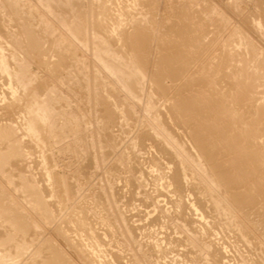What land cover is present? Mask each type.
Masks as SVG:
<instances>
[{
	"label": "rangeland",
	"instance_id": "374dc122",
	"mask_svg": "<svg viewBox=\"0 0 264 264\" xmlns=\"http://www.w3.org/2000/svg\"><path fill=\"white\" fill-rule=\"evenodd\" d=\"M8 2H6V0L4 1H1L0 0V3L2 2L3 4H4V2H6L5 4H4V6L2 5V3L0 4V13L1 14H3V12H4V14H5V16H4V14H3V16L4 17H6L7 19H5L3 16H1V14H0V17L3 19L4 18V20H2L3 21V26L4 27H6V30L7 31H9L10 29H12V30H10V32H9V34L11 33L12 34V32H13V34L12 35H14V36H12L11 34V40H12V42H13V44H11V48H12V53H13V55H14V57H15V59H16V61L15 62H17V60H18V63H19V59H20V61H21V63H19L20 64V66L22 65V67H21V69L23 70V73H24V70H26V72L28 71V70H30L29 72H27V74H25V75H27V76H25V78L27 77L28 78V74H34L33 75V77L32 78H34L35 77V75H37V74H39V75H41L42 76V79L45 81V82H50V83H48L49 84V90H48V92H47V94H48V96H46L45 97V100H46V102H45V112H43L44 111V108H40L41 110H43V111H41V113H47L48 114V116H47V120L48 119H50V120H48L49 122V124H50V122H51V124L53 123V126H52V128H53V130H52V128H51V130H52V132L54 131V130H56V132L54 131V133H53V136H54V140H56L55 141V158H56V164L58 165V167L61 169H63V170H65L70 176H71V178L70 179H72L71 180V182H73L75 185H76V188H77V192L78 193H76V197H77V195H78V197H80V198H78V200L79 199H81L80 201L81 202H85V200L88 198V200L86 201L87 203H89V205L91 204L92 206H94L95 208H93L94 210H92L93 211V213H91L90 212V210H89V212L91 213V214H93V215H91L92 217H91V220H92V223H93V228H94V231L96 232V234H100V236H101V238L105 241V245L104 244H102V246H99L100 248H102L101 250V254H102V257H101V255L96 251V253H95V251L94 250H98L99 251V247H89L88 248V246H87V239H86V241H85V239H84V233H83V237H82V232H79L78 233V235H77V237H81V238H77L76 237V234H77V232L76 231H74V232H70V231H68V233L70 234V236L71 235H75L74 237H76V238H74L73 236H72V238H74V239H76L75 240V242H78V241H81V243L83 244L84 243V249H86L87 251L88 250H90V248H91V250H93L94 251V253H93V251H92V253H91V255H89V256H91V257H89L88 256V260H96V258H104V256L105 257H107V254L109 255L108 256V258H110V252H115V253H118V254H121V255H123L124 257H125V259H124V262H126L129 258H130V255H131V251L129 250L131 247H133V249H135V246H136V244L135 243H131L133 246H129V244H127V242L123 239V237H121V236H118V233L120 232L119 231V225H120V218H126V221L128 222V225H130L131 227H133L134 229H136V231H134L135 233H137L136 234V238H135V240H136V242L137 243H140L141 241L145 244V240H146V238L147 239H149L150 240V242H152V241H154V240H157V239H159L158 237V235H160L159 233H161L162 231H164V227H167V226H169L168 224H170V227L171 226H174L175 224H174V221H173V219H168V222H167V219L165 220L163 217L165 216V215H167V213H160L161 215L163 214V216H162V219H160L161 221H163L162 223H161V221H159V223H158V225H157V223L156 224H150V226H149V223L147 224V217H145L146 215L148 216V217H150V215L152 216H154L155 215V213L157 214V211H158V206H159V204H160V206L159 207H164V208H166V206H169L168 204H166V202H167V200L172 196L171 194H169V193H167L166 192V189L161 185L162 184V182L163 181H153L154 179H153V175L156 173H154L153 172V169H150V168H148V166H150L148 163H145V165L144 164H142L143 162V160L146 158V157H148V156H146V154L147 155H150V151H153V149L150 147V148H147L146 150H145V153H143L144 152V150H143V152H142V150L141 151H139L140 152V154H138L139 152L137 151L136 152V154H137V156H138V158H139V160H141V161H139V162H141V164L144 166V168H142L141 166H139V164L138 163H133V160H132V166H133V164L135 165V166H137V168L138 169H140L139 170V172H129V169H127V168H129L128 166H130L128 163H127V161H126V158H127V154L129 153L128 151H129V149L130 150H132V151H136L134 148H132L133 146L131 145V139H132V136H133V131H134V127L135 128H137L140 124H142L143 123V121L145 122V119H143V118H145V115H148L149 116V114H147V111L149 110V108L148 107H150L151 109H154L155 111L156 110H159V106H160V110L159 111H163L164 113H167L168 112V110H169V113H168V117H169V115H170V113H172V112H170L171 111V109L172 108H176L177 110H178V114L180 113V112H183V110H182V108H183V106H180V105H178L179 107H177L176 106V104L178 103V102H176V101H179V104L180 103H182V102H185L186 100V103H191L190 101H194L195 99H202V100H200V101H202V102H200L201 104H200V108H201V112H202V109H207V108H210L209 106L213 103V105H211V107L212 108H210L209 110H208V112L206 113L207 115H206V119H208V121L209 122H212L213 121V119H215L216 121H214V123L216 122V124L217 125H220V126H222L223 125V122L224 121H226V122H224V125L226 126V125H228V134L229 135H231V136H233V134L232 133H234L235 132V130H236V132L239 134L240 132H238L239 131V128H240V131H241V135H244L245 134V132H247L246 130V126H248L246 123H244V122H246L245 121V117H246V115H247V112L249 111L250 112V110H252L251 112H254L255 110H257V111H259V112H254V113H251L250 112V114H249V112H248V114H249V116L251 115V114H253L254 116H252V117H250V118H255V115H256V117L258 118H260L261 119V117H262V119H261V121L260 122H256V127L258 128L259 126V128L258 129H260V130H262V133H261V131H260V133H259V135H260V137L262 136V139L261 138H257V139H255V140H257V141H255L254 139L252 140L253 141V143H254V145L252 146V142H251V140L248 138V141H247V137H246V140L245 139H242V140H244V141H241L243 144H249L250 145V148H253L252 149V151L255 149L256 151H258L259 150V152H260V150L261 151H263L264 150V143H262V142H264V137H263V135H264V123L263 124H260L261 122H264V118H263V114L262 113H264V112H262L261 113V111L260 110H262V111H264V106H262V104L264 105V36H263V33H264V30H260L259 28H257L256 26H255V24L256 23H258V22H263V24L262 25H264V0H152V3L154 2V5L153 4H151L150 6L152 7V8H150V6H138V9H137V12L135 11V12H132V14L130 15V16H126V17H120V15H121V13L123 14L125 11H123V9L125 8L124 6H126V5H130V3L132 4V0H61L62 2V4H66L65 6H63V5H61V3L59 2L60 0H49V2H48V0H41V1H39L38 3H39V5H38V3H36L35 2V4H34V1L33 0H12V2H11V0H7ZM17 1V2H16ZM25 1H26V3H25ZM42 1H46V3H44L43 2V4L41 3ZM100 1H101V5H100ZM15 2V3H14ZM24 2V4H22ZM30 2V3H29ZM48 2V3H47ZM8 3H10V4H8ZM16 3H18L17 5H16ZM41 3V4H40ZM50 3V4H49ZM60 4V5H58V4ZM68 3V4H67ZM56 4V5H55ZM78 4V5H77ZM3 7H2V6ZM6 5H7V7H8V9H7V7H6ZM68 5V6H67ZM97 5H98V7H97ZM9 6H10V8H9ZM14 8H13V7ZM35 6H37V8L35 7ZM50 6V7H49ZM58 6V7H57ZM78 6V7H77ZM103 6V7H102ZM104 6H105V9L107 10V11H104L103 12V10H104ZM107 6V7H106ZM2 7V8H1ZM11 7L13 8V9H11ZM21 7V8H20ZM47 7V8H46ZM56 7V8H55ZM146 7V8H145ZM30 8V9H29ZM50 8V9H49ZM73 8V10H74V12L75 13H73V10H71ZM74 8H76V9H74ZM79 8V9H78ZM137 8V7H136ZM149 8V9H148ZM2 9V10H1ZM5 9V10H4ZM18 9V10H17ZM27 9V10H26ZM34 9V10H33ZM48 9H49V12H48ZM59 9H60V12H59ZM68 9H70V11L68 10ZM100 9V10H99ZM112 11H111V10ZM152 9V10H151ZM9 12H8V11ZM23 10H24V13H23ZM29 10V11H28ZM41 12H40V11ZM43 10H45V11H43ZM47 10V11H46ZM62 10V11H61ZM92 10V11H91ZM117 10H119V11H117ZM134 10H136L135 8L133 9V10H131V11H134ZM139 10V11H138ZM20 11V12H19ZM63 11H64V14H63ZM67 11V13H65ZM82 11H83V13H82ZM96 12V13H94V16H92V18H90L91 17V12ZM103 12V13H107V12H109V14L106 16L107 18H105L104 16H101V15H97V13L98 12ZM154 11V12H153ZM48 12V13H47ZM52 12V13H51ZM78 12V13H77ZM88 12V13H87ZM90 12V13H89ZM114 12V13H113ZM16 13H18V14H16ZM21 13H23L22 15H21ZM27 13V14H26ZM29 13V14H28ZM81 13V14H80ZM182 13H184L183 15H182ZM46 14H48V15H46ZM69 14V15H68ZM77 14V15H76ZM79 14H80V16H79ZM111 14H112V16H113V14L115 15L114 16V19H116L117 18V16L120 18V19H122V18H124L125 20H122L123 22H122V24H124L125 25V27H124V25L122 26V25H120V27H119V29H117L116 31H112L111 29L115 26L114 25V20H112V19H109V18H111L110 16H111ZM118 14V15H117ZM120 14V15H119ZM21 15V17L23 16H25L24 18L25 19H23V17L21 18H19L18 20H17V18L19 17ZM38 15V16H37ZM50 15H53V16H50ZM66 16L65 18L63 17V16ZM73 15V16H72ZM74 15H76L77 16V19L75 18L76 16H74ZM82 15H83V18H84V16H85V18L82 20ZM88 15V16H87ZM89 15H90V17H89ZM188 17V18H185L186 16ZM9 16H11V17H9ZM34 16V17H33ZM41 16H42V18H41ZM46 16V17H45ZM60 16V17H59ZM69 16H71L70 17V20H69ZM176 16V17H175ZM183 16V17H182ZM39 17V18H38ZM89 17V18H88ZM94 17V18H93ZM96 17V18H95ZM142 17V18H141ZM13 18V19H12ZM27 18H28V21H29V19H30V21L28 22L27 21ZM34 18H36V19H34ZM72 18V19H71ZM101 18V19H100ZM185 18V19H184ZM33 19V20H32ZM40 19H41V22H40ZM60 19V20H59ZM63 19V20H62ZM66 19V20H65ZM90 19H91V22H90V24H89V21H90ZM118 19V18H117ZM131 19V20H130ZM7 20H8V24H10L8 27H7V25L8 24H6L5 25V23H7ZM14 20V21H13ZM25 22H24V21ZM56 20V21H55ZM93 20V21H92ZM97 22H96V21ZM110 20V21H109ZM181 20V21H180ZM184 20V21H183ZM33 21L35 22L34 24H32L33 23ZM86 21V22H85ZM111 21H113V22H111ZM116 21V20H115ZM127 21V22H126ZM183 21V22H182ZM21 24H20V23ZM78 22V23H77ZM79 22H80V27L79 26H76L77 24H79ZM192 22V23H191ZM12 23H14L13 25H12ZM17 23H18V26H19V28H18V26H16L17 25ZM24 25H23V24ZM28 23H29V25H28ZM31 23V24H30ZM39 23V24H38ZM54 23V24H53ZM75 23H77V24H75ZM81 23H82V25H81ZM92 23H94V24H92ZM101 23V24H100ZM126 23V24H125ZM130 23V24H129ZM199 23V24H198ZM26 24V25H25ZM38 24V25H37ZM86 24V25H85ZM129 24V25H128ZM141 24V25H140ZM21 25V26H20ZM23 25V26H22ZM97 25V26H96ZM102 25V26H101ZM104 25H106V26H104ZM142 25H143V27H142ZM169 25V26H168ZM181 25V26H180ZM26 26H28V27H26ZM29 26H32L31 28L33 29H31V28H29ZM63 26V27H62ZM67 26V27H66ZM81 26H83V28L81 27ZM90 26V27H89ZM128 28H127V27ZM166 26V27H165ZM180 26V27H179ZM75 27V28H74ZM76 27H79V29H77ZM92 27V28H91ZM95 29H94V28ZM96 27H98V28H96ZM134 27H135V29H134ZM140 27V28H139ZM161 27V28H160ZM171 27H173V29H170V30H172L173 31V33L171 32H169L170 34H168L167 35V33L165 32V31H167L169 28H171ZM187 27V28H186ZM264 27V26H263ZM7 28H9V29H7ZM25 28H26V34H25ZM27 28L29 29V30H31V32L29 31V30H27ZM37 28V29H36ZM65 28V29H64ZM68 28V29H67ZM71 28V29H70ZM82 28V29H81ZM18 29V30H17ZM40 29V30H39ZM52 29V30H51ZM86 29H87V31H86ZM92 29V30H91ZM94 29V30H93ZM97 29V30H96ZM100 29V30H99ZM105 31H104V30ZM124 29V30H123ZM136 30V32H138V31H140L141 33H137V35H136V32L134 31V30ZM137 29H138V31H137ZM180 29V30H179ZM201 31H200V30ZM264 29V28H263ZM17 30V31H16ZM23 31V32H21V31ZM45 30V31H44ZM62 30V31H61ZM81 32V34H80V32ZM127 30V31H126ZM135 32V35H134V32ZM27 31H29V32H27ZM36 32L34 35H33V37H34V39H35V42H33L32 43V41L31 40H33L34 41V39H32L33 37H32V33L33 32ZM39 31H40V34H39ZM102 31V32H101ZM104 31V32H103ZM121 31V32H120ZM129 31H130V33H129ZM43 32V33H42ZM75 32H78L79 34H77L76 35V33ZM98 32V33H97ZM109 34H108V33ZM124 32V33H123ZM142 32H144V33H142ZM183 32H185V33H183ZM197 32V33H196ZM29 33V34H28ZM47 33H49V34H47ZM51 33H52V35H51ZM67 33H69V34H67ZM89 33V34H88ZM150 33V34H149ZM163 33H165V34H163ZM200 33V34H199ZM261 33V34H260ZM19 34V35H18ZM28 34V35H27ZM36 34L38 35V38H39V40H37L38 38H37V36H36ZM65 34V35H64ZM75 36H74V35ZM87 34V35H86ZM101 34V35H100ZM106 34V35H105ZM119 34V35H118ZM127 34H128V36H127ZM132 34V35H131ZM183 34V35H182ZM195 34H197V35H195ZM40 35V36H39ZM51 35V36H50ZM69 35V36H68ZM98 35V36H97ZM121 35V36H120ZM129 35H131V36H129ZM140 35V36H139ZM179 35H180V37H179ZM192 35H193V37H192ZM195 35V36H194ZM201 35V36H200ZM44 36V37H43ZM91 38H90V37ZM107 36V37H106ZM110 36V38H108ZM132 36H134V37H132ZM135 36H139L140 37V41H138L139 40V37L137 38V41H136V38H135ZM144 36H146V37H143ZM177 36V37H176ZM184 36V37H183ZM200 36V37H199ZM32 37V38H31ZM70 37V38H69ZM94 37V38H93ZM103 37V38H102ZM142 37V38H141ZM148 37V38H147ZM172 37V38H171ZM176 37V38H175ZM37 38V39H36ZM74 38V39H73ZM76 38V39H75ZM98 38H99V40H98ZM118 39V41H116V39ZM121 38V39H120ZM148 40H147V39ZM181 38H182V40H181ZM19 39V40H18ZM31 39V40H30ZM40 39L42 40V41H40ZM47 39V40H46ZM90 39V40H89ZM97 39V40H96ZM123 39V40H122ZM135 39V44H134V47L132 46V44L131 43H133V40ZM143 39V40H142ZM161 39V41H159ZM171 39V40H170ZM200 39V40H199ZM25 40V41H24ZM43 40H45V41H43ZM94 40V41H93ZM124 41V43L122 42V41ZM147 40V41H146ZM167 40V41H166ZM186 40V41H185ZM23 41H24V43H23ZM47 41V42H46ZM90 41V42H89ZM144 41V42H143ZM163 41V42H162ZM14 42H16V43H14ZM29 43V44H27V43ZM39 42V43H38ZM42 42V43H41ZM45 42V43H44ZM56 42H57V45H58V42H59V44H60V46H63V49H66V50H68V48H69V50H78L76 53H74L75 55H76V57H75V59L73 58V60H74V62H72V64L74 63V67L71 65L69 68V71L67 72V73H64L63 74V77L60 79V78H56L53 74H51L50 72H48L47 70V68H43V67H41V61H44V60H47V59H49V61H53L54 59H56V56L54 55V53H56V52H54V51H56V47H58L57 45H56ZM88 42V43H87ZM127 42V43H126ZM136 42H139L138 44L136 43ZM193 42V43H192ZM35 43V44H34ZM49 45H48V44ZM53 43H54V45H53ZM87 43V44H86ZM127 45H126V44ZM142 43V44H141ZM165 43V44H164ZM167 43L169 44V43H171V44H169L168 46H167ZM173 43V44H172ZM32 44H34V47L32 46ZM36 44L39 46H37V47H35L36 46ZM51 44V45H50ZM64 44V45H63ZM123 44H125V45H123ZM128 44H130V45H128ZM141 44V45H140ZM24 45H25V47H24ZM27 45H29V46H32L31 47V49H30V47H27ZM45 45H46V47H47V49H46V52H45ZM56 45V46H55ZM117 45V46H116ZM143 45V46H142ZM163 45H166V46H163ZM175 45V46H174ZM182 45H184V46H182ZM187 45V46H186ZM189 45V46H188ZM202 45V46H201ZM41 46V47H40ZM128 46H130V47H128ZM162 46V47H161ZM192 46V47H191ZM43 47V48H42ZM76 47V48H75ZM174 47V48H173ZM189 47V48H188ZM205 47V48H204ZM50 48V49H49ZM53 48H55V50L53 49ZM71 48V49H70ZM118 48H119V50H118ZM127 48H128V50H127ZM185 48H187V49H185ZM167 51H166V50ZM196 49H197V51H196ZM199 49V50H198ZM17 50V51H16ZM41 50V51H40ZM51 50V51H50ZM54 50V51H53ZM69 50H68V52H69ZM141 50V51H140ZM169 50H171V51H169ZM174 50V51H173ZM185 50V51H184ZM26 51H29V52H26ZM131 52V53H130ZM135 52V53H134ZM172 54H174L173 56L171 55V53ZM192 52V53H191ZM195 52V53H194ZM197 52V53H196ZM32 53V54H31ZM39 55H38V54ZM42 53H45V56H44V54L42 55ZM49 53V54H48ZM129 55V57H127L128 55ZM164 54V55H163ZM169 54V55H168ZM183 54V55H182ZM189 54V55H188ZM43 56V58H41L42 56ZM138 55H140V56H138ZM33 56V57H32ZM35 56V57H34ZM120 56V57H119ZM171 56V57H170ZM175 56V57H174ZM177 56V57H176ZM181 56V57H180ZM141 57V58H140ZM188 57V58H187ZM199 57V58H198ZM230 57V58H229ZM40 58L42 59L41 61H40ZM47 58V59H46ZM128 58V59H127ZM145 58V59H144ZM176 58V59H175ZM37 59H39V60H37ZM132 59V60H131ZM140 59V60H139ZM173 61H172V60ZM190 59V60H189ZM197 59H198V62H196L197 61ZM102 60V61H101ZM128 60H131L132 61V64L130 63V61H128ZM24 61V62H23ZM40 61V62H39ZM135 61V62H134ZM138 61H140V63L138 62ZM177 61V62H176ZM189 61V62H188ZM191 61V62H190ZM125 62V63H124ZM135 63V65H133L134 63ZM142 62V63H141ZM187 62V63H186ZM195 62V63H194ZM38 63V64H37ZM39 63H40V67L38 66L39 65ZM103 63H105V64H107V65H105V64H103ZM168 63H170V64H168ZM197 63V64H196ZM18 64V65H19ZM26 64V65H25ZM127 64V65H126ZM139 64H141V65H139ZM142 64H143V66H142ZM130 65V66H129ZM168 65H169V67H168ZM24 66V67H23ZM129 66V67H128ZM174 66V67H173ZM186 66V67H185ZM188 66V67H187ZM27 67H28V70H27ZM37 67H39V69L37 68ZM71 67H73V68H71ZM113 67V68H112ZM125 67V68H124ZM134 67V68H133ZM136 67H138V68H136ZM139 67H140V69H139ZM178 67V68H177ZM24 68V69H23ZM127 68H128V70H127ZM136 68V69H135ZM109 69H110V72H109ZM112 69V70H111ZM132 71H131V70ZM138 69V70H137ZM158 69H159V71H158ZM174 69V70H173ZM206 69V70H205ZM44 70V71H43ZM114 70V71H113ZM163 70H164V72H163ZM171 70V71H170ZM192 70V71H191ZM203 70V71H202ZM205 70V71H204ZM134 71V72H133ZM139 73V75H138V73ZM140 71V72H139ZM180 71V72H179ZM202 71V72H201ZM25 72V73H26ZM35 72V73H34ZM36 72H37V74H36ZM111 72H112V74H111ZM125 74H124V73ZM132 72V73H131ZM176 72V73H175ZM136 73V75L138 76L137 77V79H138V81H139V84H140V96H139V98H138V101H141V103L139 102V105H138V109L140 110H138L137 111V113L135 114V118H137V119H134V121L133 120H131V122H130V124L131 125H123L122 124V122L123 123H126L125 121H124V119H122V118H120V120H119V124H116V126H119V128H120V130L122 131V133H124L123 134V137H125V138H123L122 137V134L121 135H118V134H120V133H118V132H120V130L119 131H116V130H118V127H116V126H114V127H112L111 125H110V123H108V126L110 125V127H112V128H114V131H112V129L110 128H108V131L112 134V136H115L116 137V139H115V137H113L114 138V141L112 142V141H110V142H108L107 140H105V138H104V128H102L103 126H104V124L106 123V122H104V124H103V122H102V120H106V119H103L104 117H102V114H104L105 112H107L106 110H108V108H109V104H111V98L110 97H106V96H104L103 94V91H104V89L106 88V87H114V88H116L115 89V95H117L118 97L119 96H121V97H119L120 99L119 100H123L122 98H124V97H126L125 95L127 94L128 95V93H127V91L128 90H126V88H124L125 87V84L123 85L122 83L124 82V83H126L127 85H128V83L127 82H129V80L131 79H133V77L135 78L136 77V75L134 76V74ZM142 73V74H141ZM163 73V74H162ZM115 74V75H114ZM127 74H128V76H130V79H129V77L127 76ZM132 74V75H131ZM173 74V75H172ZM184 74V75H183ZM190 74V75H189ZM85 75V76H84ZM141 75H142V77H141ZM146 75V76H145ZM158 75V76H157ZM164 75V76H163ZM175 75V76H174ZM176 75H178V76H176ZM180 75V76H179ZM192 75V76H191ZM50 76V77H49ZM107 76H109V77H107ZM125 76V77H124ZM187 76V77H186ZM80 77V78H79ZM119 77V78H118ZM123 77V78H122ZM154 77V79L156 80H162V86H164L165 87V92L163 91V90H161L159 87H158V85L156 84V83H152L151 82V79ZM162 77V78H161ZM174 77H175V79H174ZM176 77H178V78H176ZM198 77V78H197ZM50 80H49V79ZM52 78H54V79H56V80H54V79H52ZM82 78V79H81ZM110 78V79H109ZM125 78V79H124ZM143 78V79H142ZM167 78V79H166ZM181 78V79H180ZM200 78V79H199ZM46 79H48V80H46ZM64 79V80H63ZM120 79V84L121 85H119L118 83H117V80H119ZM127 79V80H126ZM183 79V80H182ZM186 79V80H185ZM190 79V80H189ZM52 80V81H51ZM54 80V81H53ZM82 80H83V82H82ZM109 80V81H108ZM144 80V81H143ZM56 81V82H55ZM63 81V82H62ZM111 81V82H110ZM142 81V82H141ZM165 81V82H164ZM173 81V82H172ZM185 81V82H184ZM190 81V82H189ZM52 82V83H51ZM58 82V83H57ZM80 82H82V83H80ZM85 82H86V84H85ZM109 82L110 83H112V84H109ZM180 82V83H179ZM197 82V83H196ZM203 82V83H202ZM209 82V83H208ZM211 82V83H210ZM243 82V85L246 83V85L244 86V87H246V86H249V88H252L251 89V91L248 89V87H247V91H248V93L253 97H249V99H250V101L248 100V99H242V101L241 102H243L244 104H245V102L247 101V106H246V104H245V106L243 105V103L241 104L239 101L241 100V99H236L237 97H236V94H234V91H235V89L237 88V87H239L240 85V83H242ZM115 83V84H114ZM217 83V84H216ZM88 84H89V86H88ZM77 85V86H76ZM115 85V86H114ZM117 85V86H116ZM126 85V86H127ZM175 85V86H174ZM194 85V86H193ZM204 85V86H203ZM214 85V86H213ZM236 85H237V87H236ZM84 86V87H83ZM124 86V87H123ZM168 86V88H166ZM173 86V87H172ZM199 86V87H198ZM89 87V88H88ZM203 87V88H202ZM211 87V88H210ZM54 88V89H53ZM80 88V89H79ZM82 88V89H81ZM119 88V89H118ZM201 88V89H200ZM234 88V89H233ZM53 89V90H52ZM85 90V91H82V90ZM89 89V90H88ZM121 89H125V90H121ZM204 89V90H203ZM79 92H78V91ZM150 90V91H149ZM172 90V91H171ZM199 90H202V92H200ZM212 90V91H211ZM245 90H246V88H245ZM88 91V92H87ZM121 91H122V93H121ZM123 91H125V92H123ZM154 91V92H153ZM155 91H159L158 93H162V95L163 96H161V94H160V96H156V94H155ZM170 91V92H169ZM183 91V92H182ZM185 91V92H184ZM199 91V92H198ZM204 91V92H203ZM206 91V92H205ZM214 91H217V92H214ZM250 91V92H249ZM53 92V93H52ZM156 92V93H157ZM164 92V93H163ZM178 92V93H177ZM196 92V93H195ZM199 94H198V93ZM79 93V94H78ZM142 93V94H141ZM157 93V94H158ZM169 93V94H168ZM189 93V94H188ZM203 93V94H202ZM214 93H216V94H214ZM219 93V94H218ZM77 94V95H76ZM84 94V96L82 97V95ZM118 94H120V95H118ZM122 94V95H121ZM154 94V95H153ZM181 94V95H180ZM195 94H196V96H195ZM197 94H198V96H197ZM202 94V95H201ZM55 95V96H54ZM85 95H87V96H85ZM145 95V96H144ZM151 95V96H150ZM159 95V94H158ZM166 95V96H165ZM171 95V96H170ZM178 95V96H177ZM200 95V96H199ZM222 95H224V96H222ZM54 96V97H53ZM155 96H156V98H155ZM172 98L171 100L170 99H167V98H170V97ZM173 96H174V98H173ZM180 96V97H179ZM184 96V97H183ZM194 98H193V97ZM207 96V97H206ZM219 96V97H218ZM226 96V97H225ZM52 97V98H51ZM87 97V98H86ZM104 97H106V98H104ZM159 97H161L160 99H159ZM164 97V99H165V101H163L164 99H162ZM178 97V98H177ZM192 98V100H191V98ZM198 97V98H197ZM200 97V98H199ZM222 97L223 98H225V99H222ZM236 97V98H235ZM81 98H83V99H81ZM89 98V99H88ZM149 98V99H148ZM159 100H158V99ZM204 98V99H203ZM210 98V99H209ZM213 98V99H212ZM219 98V99H218ZM109 99V100H108ZM185 99V100H184ZM207 99V100H206ZM222 99V100H221ZM235 99H236V101H235ZM107 100V101H106ZM124 100H125V98H124ZM156 100V101H155ZM174 100V101H173ZM226 100V101H225ZM239 100V101H238ZM251 100H252V103H251ZM61 101H64V102H67V103H65L66 104V106H65V104H63V102H61ZM82 101V102H81ZM158 101V102H157ZM192 101V102H193ZM206 101V102H205ZM207 101H208V103H209V101H210V105L207 103ZM211 101H212V103H211ZM249 101V102H248ZM60 103V104H58V103ZM79 102V103H78ZM151 102H153L152 104V106H151ZM160 102H163V103H160ZM164 102H166V103H164ZM173 102L175 103V104H173ZM221 102V103H220ZM224 103V105H223V103ZM145 103V104H144ZM149 103H150V105H149ZM157 103V104H156ZM204 103V104H203ZM238 103H240L242 106H243V108H242V106H240V104H238ZM85 104V105H84ZM87 104H88V106H87ZM162 104H164V106L162 105ZM252 104V105H251ZM258 104V106H257V108H255L256 107V105ZM261 104V107L259 106ZM56 105H57V107H56ZM82 105V106H81ZM159 105V106H158ZM170 105H172L170 108H169V106ZM207 105V106H206ZM70 106V107H69ZM113 106V105H112ZM142 106V107H141ZM148 109H146L145 107ZM166 106H168V107H166ZM249 106H250V108H249ZM60 107V108H59ZM64 107V108H63ZM152 107H154V108H152ZM161 107H162V109H161ZM144 108V109H143ZM247 109L246 110V112L244 113L245 114V117H242L244 114H243V111H245L244 109ZM251 108H253V109H251ZM260 108V109H259ZM262 108V109H261ZM143 109V110H142ZM150 109V110H151ZM250 109V110H249ZM81 110V111H80ZM110 111H112L111 109H109ZM218 111V112H216V111ZM243 110V111H242ZM109 111V112H110ZM153 111V110H152ZM220 111V112H219ZM225 111V112H224ZM228 111V112H227ZM213 112V113H212ZM216 112V113H215ZM235 113V115H236V118H235V116H234V114L233 115H231L232 113ZM241 112V113H240ZM220 113V114H219ZM226 113V114H225ZM238 115H237V114ZM257 113V114H256ZM137 114H139V115H137ZM240 114H242V116L240 115ZM258 114H259V116H258ZM172 115H174V114H172ZM217 117H216V116ZM222 115V116H221ZM226 115H227V120L225 119L226 118ZM228 115H229V118H228ZM260 115H261V117H260ZM214 116V117H213ZM219 116V117H218ZM223 116H224V118H223ZM232 116H233V118H232ZM237 116H239L238 118H237ZM241 116V117H240ZM249 116H247V117H249ZM50 117V118H49ZM216 117V118H215ZM246 117V118H247ZM102 118V119H101ZM138 118H139V120H138ZM211 118V119H210ZM218 118V119H217ZM223 118V119H222ZM240 118H241V120H243V122L242 121H239L240 120ZM206 119H203V120H206ZM232 119H234V121L232 120ZM122 120V121H121ZM137 120V121H136ZM211 120V121H210ZM221 120V121H220ZM224 120V121H223ZM232 120V121H231ZM238 120V121H237ZM120 121H121V123H120ZM178 120L176 119V118H174L173 117V119H169V124L171 125V127H172V129L174 130V132L175 133H178L180 136H179V138L181 139V141L182 142H184V145H186V147H188L189 148V150L191 151H193V152H195V149H193V148H197L195 145H196V142H195V145H193V140H194V137L192 136V134H191V136L193 137V139H192V137L190 138L189 137V133L187 132V130L189 129V128H187V127H185V126H183V125H181V126H183L184 127V131H182V129H181V126H180V124H178V122H177ZM191 122L192 121H194V120H190ZM218 121V122H217ZM229 121V122H228ZM237 121V122H236ZM134 122H136V124L134 123ZM140 122V123H139ZM174 123V125H176V127H178V129L173 125V123ZM176 122V123H175ZM194 122H196V121H194ZM198 122V121H197ZM196 122V123H197ZM208 122V123H209ZM227 122H228V124H227ZM233 123L234 124V126H233V124H229V123ZM234 122H236L237 124H238V122H239V124H241L242 123V127H240V125H237V126H235L236 125V123H234ZM138 123H139V125H138ZM193 123V122H192ZM199 123V122H198ZM197 123V124H198ZM222 125H221V124ZM244 123V124H243ZM258 123V124H257ZM51 124H50V126H51ZM101 124H102V126H101ZM120 124H122V125H120ZM137 126H135V125ZM246 124V125H245ZM107 125V124H106ZM133 125V126H132ZM233 126V127H231L230 128V126ZM244 125V126H243ZM262 125V126H261ZM121 126H125V127H121ZM126 127H128V129L126 128ZM234 127H237V128H234ZM244 127H245V129H244ZM117 128V129H116ZM125 130H124V129ZM187 128V130H185ZM229 128L231 129L230 130V132H229ZM232 128H234L235 130H232ZM64 130L63 131V133H62V136L61 135H59V134H61V132H60V130ZM132 129V130H131ZM124 130V131H123ZM129 130V131H128ZM190 130V129H189ZM244 130H245V132H244ZM59 133H58V132ZM129 132V133H125V132ZM231 131H234V132H231ZM102 132V134H100ZM188 134H187V133ZM190 132H191V130H190ZM243 132H244V134H243ZM88 133H90V134H88ZM58 134V135H57ZM178 134H177V136H178ZM57 135V136H56ZM65 135V136H64ZM89 137H88V136ZM126 135V136H125ZM234 135H235V133H234ZM237 135V134H236ZM235 135V136H236ZM64 136V137H63ZM85 136H86V138H85ZM90 136H91V138H90ZM93 136V137H92ZM120 137L121 136V138L123 139H121V138H118V137ZM127 136L129 137V138H127ZM66 137V138H65ZM95 137V138H94ZM58 138V139H57ZM88 138H90V140L88 139ZM99 138V139H98ZM101 138V139H100ZM113 138H112V140H113ZM190 138V140H188ZM63 139H65L64 141H63ZM120 139V140H119ZM125 139V140H124ZM187 139V140H186ZM84 140V141H83ZM91 140H97L96 141V146H95V142H93L92 141V144L90 143V141ZM101 140V141H100ZM116 140V141H115ZM121 141V143L119 142V141ZM131 140V141H130ZM250 140V141H249ZM261 142H260V141ZM263 140V141H262ZM61 141L63 142V143H61ZM87 141V142H86ZM157 141V142H156ZM154 143L155 144H159L158 142V140H156ZM186 141H187V143L189 144H187L186 143ZM195 141V140H194ZM259 141V142H258ZM57 142V143H56ZM61 144H60V143ZM97 142H98V145H97ZM102 142V143H101ZM115 142V143H114ZM123 142V143H122ZM192 142V143H191ZM248 142H251V143H248ZM258 142V143H257ZM83 143V144H82ZM84 143L87 145V143H88V147L90 148V150L87 152V150L89 149L87 146H85L84 145ZM107 143L109 144V143H111V144H109V145H107ZM114 143V144H113ZM190 143H191V145H190ZM242 143H240L239 144V148L240 149H245V151H251V149L249 150V149H247L246 150V148H248V147H246L245 145H242ZM259 143H262V145L261 146H258V144ZM58 144V145H57ZM113 144V145H112ZM116 144V147L114 146ZM121 144V145H120ZM255 144H257V145H255ZM82 145V146H81ZM90 145H91V147H90ZM101 145H102V147H104V148H102L101 149ZM118 145H120L119 147H118ZM188 145V146H187ZM193 145V146H192ZM260 145V144H259ZM1 146H3V144H1L0 143V147ZM82 148H81V147ZM94 146H95V149H93L94 148ZM100 146V147H99ZM111 146H113V149H112V147ZM127 146H129L130 148L128 149V151H127V153H126V147ZM132 146V147H131ZM189 146H192L191 148L189 147ZM245 146V147H244ZM255 146H256V148H258V149H256L255 148ZM111 147V148H110ZM259 147L261 148V149H259ZM57 148V149H56ZM65 148V149H64ZM85 149V150H82V149ZM97 148V149H96ZM109 150H108V149ZM238 148V149H239ZM263 148V149H262ZM62 151H61V150ZM58 150V151H57ZM105 150V151H104ZM113 150V151H112ZM83 151H85V155H84V152ZM111 151V152H110ZM146 151H148L147 153H146ZM82 154H81V153ZM98 152V153H97ZM111 153V154H108V153ZM114 154H113V153ZM192 152V153H193ZM77 153V154H76ZM26 154H27V152H26ZM123 154H126L124 157H123ZM143 154H144V156H145V158H144V156H143ZM194 154V153H193ZM199 154V152H198V150L196 149V154L195 155H197V157L199 156L198 155ZM88 155H94V157H95V155L97 156V158H94L95 160H97L98 161V163L99 164H101V162L103 163L102 164V166L100 165L98 168H92L91 170H90V173L86 176L85 174H83L82 175V172H79L78 170H77V167H78V169L80 168L79 166H82L83 165V163L82 162H85L86 160V158H87V156ZM99 155V156H98ZM121 155V156H120ZM142 157H140V156ZM80 156V157H79ZM86 156V157H85ZM100 156H101V158H100ZM60 157V158H59ZM78 157V158H77ZM84 157V158H83ZM108 157V158H107ZM118 157V158H117ZM82 158V159H81ZM105 158V159H104ZM111 158V159H110ZM119 158H122L123 159V162H124V160L126 161V163L124 162V164L126 165V167L124 166V164H123V166H121V167H123L122 169H123V171L124 172H121V174H119L118 172H115V171H110V166H109V164L110 165H112V163H114L115 164V162L117 161V160H119ZM125 158V159H124ZM144 158V159H143ZM218 158L220 159V160H224L225 159V157L223 156V152L221 151V153L218 155ZM224 158V159H223ZM21 164H26V162H24V161H27L28 162V165H29V167H28V165H26V169L24 168V171H23V175L24 176H26L25 174H28L27 176H29V175H31V177L29 176V177H27V178H30L31 180H32V178H40V176L41 175H39L41 172H42V167L40 168L38 165V167L36 166H34L33 165V163L31 164V159H30V157L28 158V156H22L21 158ZM117 159V160H116ZM59 160V161H58ZM64 160V161H63ZM85 160V161H84ZM107 162H106V161ZM112 160V161H111ZM99 161H101V162H99ZM24 162V163H23ZM29 162H30V164L34 167V168H30V164H29ZM59 162V163H58ZM111 162V163H110ZM206 162H209L210 163V161L208 160H205V159H203V163L206 165V167L211 171L212 169V167H211V164H212V161H211V163L209 164L210 165V167H209V165L206 163ZM79 164V165H78ZM82 164V165H81ZM137 164V165H136ZM148 164V165H147ZM213 165V164H212ZM65 166V167H64ZM147 166V167H146ZM264 166V165H263ZM11 169V171H15V173L17 172L18 173V169H16V168H12V166H9ZM25 167V166H24ZM131 167V166H130ZM7 168V167H6ZM29 168V172H27V171H25V170H27ZM101 168V169H100ZM105 168H106V170H105ZM142 168V169H141ZM14 169V170H13ZM30 169H31V171L34 173H31V171H30ZM103 169V170H102ZM145 170L144 171V173H143V171L142 170ZM9 170V169H8ZM37 170V171H36ZM75 170H76V172L78 171V174H76V172H75ZM147 170H149V171H147ZM260 170V172H258ZM259 170H256V172L257 173H261V170H263V169H259ZM39 171V172H38ZM94 171L95 172H98L97 174H95L94 173ZM104 171V172H103ZM150 171H151V173H150ZM213 171V170H212ZM91 172H92V174H91ZM115 172V173H114ZM141 172V173H140ZM146 172H148V173H146ZM152 172H153V174H152ZM214 172V171H213ZM39 173V174H38ZM73 173V174H72ZM74 173H75V176H74ZM104 175H103V174ZM111 173H114V175L113 174H111ZM126 173V174H125ZM80 174V175H79ZM94 174V175H93ZM121 178H119L117 175ZM127 174H129V176L130 177H128V178H131V177H133V182H136L137 183V181H138V183L139 184H137V188L134 190V192H133V194L130 192V191H128L130 188H132V187H130L129 186V184H131V183H129L128 181H127V177L126 176H128ZM140 174V175H139ZM144 174V175H143ZM145 174L147 175H149V176H146L145 177ZM231 174V173H230ZM73 175V176H72ZM101 175V176H100ZM123 176V179H122V176ZM33 176V177H32ZM78 176H81L80 178L78 177ZM95 176V177H94ZM113 176V177H112ZM115 176V177H114ZM116 176H117V178L119 179H117V180H115V178H116ZM139 176V177H138ZM78 177V178H77ZM84 177V178H83ZM125 177V178H124ZM135 177L137 178V179H135ZM149 177V178H148ZM83 180H82V179ZM151 178V180H149ZM253 178H258V176L256 177L255 175H253ZM252 178V179H253ZM33 179V180H34ZM74 179H75V181H74ZM79 181H78V180ZM99 179V180H98ZM144 179V180H143ZM98 180V181H97ZM112 180H113V182L115 183V181L117 182V185L116 184H114V183H112ZM123 180V181H122ZM130 180V179H129ZM142 180V181H141ZM256 180V179H255ZM78 181V183H75V182H77ZM109 181H111V182H109ZM145 181V182H144ZM148 181V182H147ZM6 182L8 183L9 181H5L4 183H5V186H6ZM97 185V187H99V188H97V190L95 189V187H96V185L94 184V183ZM124 182H127L126 183V187L124 186L125 185V183ZM150 182H151V184H150ZM153 182V183H152ZM157 182V183H156ZM248 182H251V180L249 181L248 180ZM248 182L246 181V183L244 182V183H240V184H238L237 186H236V188L235 189H230L229 188V190H232V192L233 191H244L245 190V188H248V187H251V190H255V189H253V187H255V186H253V184L251 183V184H248ZM98 183V184H97ZM105 183V184H104ZM112 183V184H111ZM122 183V185H120ZM129 183V184H128ZM158 183H159V185H158ZM114 184V185H113ZM128 184V185H127ZM135 184V183H134ZM149 184V185H148ZM243 184V185H242ZM78 185V186H77ZM80 185V186H79ZM84 187H83V186ZM116 185V186H115ZM157 186L156 187V191H155V189H154V186ZM8 187H10L9 189H10V191L13 189L11 186H10V184L8 183V185H7ZM6 186V187H7ZM92 186V187H91ZM95 186V187H94ZM107 188H106V187ZM110 186H112V187H114L115 188V195H116V199L119 201H117L116 199L115 200H113V202H112V200H111V198H113L114 199V196H112V194H111V189H110ZM117 186H120V189H122V191L119 189V187H117ZM123 186H124V188H123ZM129 186V187H128ZM148 186H150L149 188H148ZM160 186V187H159ZM162 186V187H161ZM246 186V187H245ZM8 187H7V189H8ZM78 187H80V188H78ZM81 187H83V188H81ZM94 187V188H93ZM102 187V188H101ZM145 187H147V188H145ZM243 187V188H242ZM245 187V188H244ZM89 188V189H88ZM143 188H145V189H143ZM159 188H161L162 189V191H161V189H159ZM79 189V190H78ZM81 189V190H80ZM88 189V190H87ZM99 189H101V190H99ZM118 189L121 191L119 194H117L116 192L118 191ZM127 190L126 192L127 193H125L124 191L125 190ZM133 189V188H132ZM147 189V190H146ZM150 189V190H149ZM153 189V190H152ZM158 189H159V192L161 191L162 192V194L163 195H159L158 196ZM97 191V193L96 194H98L99 195V191L101 192H107L106 194H104L103 193V195H101V196H104V197H102V199L100 200L99 198H98V201L96 200L97 199V197H96V195H95V192ZM106 190V191H105ZM152 190V191H151ZM251 190H249V191H251ZM16 191V190H15ZM80 191H81V193H83V195L80 193ZM84 191H86V192H84ZM90 193H89V192ZM153 191H155V193L153 192ZM11 192H14V190H12ZM94 192V193H93ZM160 192V193H161ZM231 192V193H232ZM252 192V191H251ZM123 193V194H122ZM137 193V194H136ZM153 193V194H152ZM22 193H20L19 195H21ZM25 195H21V199H24V200H21V201H23V204H25V205H27V206H29V204H27L28 203V201L29 200H25V198L27 197H29L28 196V194H26V193H24ZM85 194H87L86 195V197H85ZM100 194H102V193H100ZM125 194V195H124ZM130 194V195H129ZM145 194V195H144ZM0 195H1V193H0ZM82 195V196H81ZM118 195H120V197H118ZM122 195H124V197L122 196ZM135 195V196H134ZM193 195V194H192ZM192 195H190V197L192 196ZM95 196V197H94ZM108 196V197H107ZM111 196V197H110ZM125 196H127V197H125ZM130 196V197H129ZM139 196V198L140 199H143L144 198V200H147V201H145L144 202V200L143 201H140V199H138L137 197ZM194 196V195H193ZM193 196L191 197V198H193ZM30 197H32V196H30ZM124 199H123V198ZM143 197V198H142ZM154 197V198H153ZM26 198V199H27ZM85 198V199H84ZM91 198H93V201H91ZM95 198V199H94ZM110 198V199H109ZM119 198L121 199V200H123L122 202H121V200H119ZM126 198V199H125ZM128 198V199H127ZM129 198H131L132 199V201H131V199H130V203L128 204V201H129ZM134 198V199H133ZM259 198V199H258ZM256 200H255V202H254V204H249V206H247L248 204H239V206L241 207V209H240V207L237 205L236 206V210L238 209V210H240L241 212H243V213H241L240 211H238V213L240 214V220L242 221V224L243 223H245V224H243L247 229H248V231L250 232V235H251V233H253L252 235H251V237H254V238H252V241H251V237H250V241H249V243L247 242V241H245V240H243V241H237L236 239H235V241H237V244H236V242H234V239L232 240V233H233V231H230V230H236V228H234V226L232 225H230L231 224V221L230 220H232L233 219V217H232V215L230 214V213H228L229 215H226V216H223V217H221L220 219H221V224H223V228H225V229H223L222 227L220 228V226L218 227L217 226V228L215 229V230H213L214 231V233L212 232V236L213 237H211L210 238V240L212 241H214L215 239H217V240H215L216 242H214L213 244L214 245H216V244H218V245H216V246H220V248L222 249H224V251H228L229 252V254H230V256H228V253L227 252H224L223 251V249H222V261L223 262H228V260H229V264L231 263V264H242L243 263V261H242V259L244 258L245 259V256H249L250 258L249 259H252L251 258V255L255 258V259H258V258H260V259H258V260H261L262 259V256L264 255V254H262V253H264V230H263V228H264V197H258ZM29 199V198H28ZM31 199V198H30ZM110 200V205L108 204V202H109V200ZM152 199V200H151ZM163 199V200H162ZM84 200V201H83ZM104 200H105V202H104ZM137 200V201H136ZM149 200V201H148ZM153 200H154V202H153ZM157 200V201H156ZM259 200H261L260 202H258ZM91 203H90V202ZM100 201V202H99ZM124 201H126L125 203H124ZM162 201H163V203H162ZM26 202V203H25ZM104 202V203H103ZM141 202V203H140ZM142 202L145 204H142ZM261 202H263L262 204H261ZM4 203V202H3ZM96 203H98V204H100V205H98V204H96ZM112 203V204H111ZM119 203H121L120 205H118ZM124 203V204H123ZM139 203V204H138ZM148 203V204H147ZM150 203V204H149ZM255 203H256V205H258V206H256L255 207ZM259 203V204H258ZM105 204V205H104ZM126 204H128L129 206L131 205V206H133V207H127L128 205H126ZM134 204V205H133ZM138 204V205H137ZM141 204H142V206H141ZM261 204V205H260ZM90 205V206H91ZM97 205V206H96ZM107 205V206H106ZM117 205H118V207H117ZM135 205H137V207H135ZM146 205L148 206V207H146ZM262 205H263V207H262ZM103 206H105V207H103ZM125 206V207H124ZM140 206V207H139ZM157 206V207H156ZM107 207V208H106ZM108 207H109V209H108ZM116 209H115V208ZM122 207V208H121ZM140 208V211H142V213H143V215H142V213L141 212H139L137 209H139ZM252 207V208H251ZM255 207V208H254ZM257 207H258V209H257ZM101 208V210H103L102 212H101V210L99 211L98 209H100ZM104 208H105V210H104ZM119 208H121V209H119ZM124 208H127V209H124ZM131 210V208H132V210L130 211L129 209ZM134 208V209H133ZM135 208H137V209H135ZM143 208V209H142ZM243 208V209H242ZM245 208V209H244ZM259 208H262V209H259ZM114 209V210H113ZM118 209L120 210L119 212H118ZM123 209V210H122ZM151 211L152 213L149 215V211ZM151 209H153V210H151ZM255 211H254V210ZM106 210H107V213H105V216H102V215H104V212H106ZM112 210V211H111ZM116 210V211H115ZM126 210H128V211H130L129 213L131 214L130 215V218H129V216H127L126 217V215H129V213L128 212H126ZM143 210H145V211H147L146 213H145V211L143 212ZM234 210H235V208H234ZM235 210V211H236ZM243 210H245V211H243ZM260 210V211H259ZM97 211V212H96ZM99 211V212H98ZM121 211H123V212H126V213H123V212H121ZM246 211H247V214H246ZM116 212H118V214L116 213ZM133 212H135L134 213V215H133ZM136 212H138V213H136ZM170 212H173V209H172V211H170ZM253 212H254V214H253ZM257 212H260L259 214L257 213ZM116 213V214H115ZM123 213V214H122ZM145 213V214H144ZM245 213V214H244ZM98 214H99V216H98ZM110 215V218L111 219H109L108 217L109 216H107V215ZM137 214H138V216H137ZM159 214V215H160ZM244 214V215H243ZM249 214V215H248ZM253 214V215H252ZM90 215V214H89ZM97 217H96V216ZM119 215V216H118ZM124 215V216H123ZM136 215V217L137 218H135L134 216ZM160 215V216H161ZM247 215V216H246ZM95 218H94V217ZM107 216V218H105ZM122 216V217H121ZM229 216V217H228ZM192 217L194 218L195 217V219H197V217L196 216H193L192 215ZM227 218V221L229 222H226L225 220H226V218ZM58 218H60V216L58 217ZM115 218V219H114ZM119 218V219H118ZM132 218V219H131ZM151 218V217H150ZM223 218H225V219H223ZM241 218H243V219H241ZM107 219V220H106ZM109 219V220H108ZM118 219V220H117ZM140 219H144V221H145V224L143 223V221L141 222L140 221ZM147 219V220H146ZM164 219V220H163ZM209 219H211L212 220V223L214 224V220L212 219V218H208L207 219V221H209ZM239 219V218H238ZM250 219V220H249ZM104 220V221H103ZM111 220H114L113 222H114V224H113V222L111 221ZM138 220V221H137ZM170 220V221H169ZM172 220V221H171ZM210 220V221H211ZM223 220V221H222ZM109 221V222H108ZM119 221V222H118ZM225 221V222H224ZM256 221V222H255ZM2 222H4L5 223V221H3V219L2 218H0V224L2 223ZM103 222V223H102ZM107 224H106V223ZM131 222V223H130ZM4 223H2V225H1V227H3V224ZM95 223V224H94ZM97 223V224H96ZM109 223H110V225H111V227H113L114 229H118L117 231L118 232H116V230H114V231H110V232H108V235H110L109 237H106L105 236V233H106V230L109 228L110 229V226H109ZM116 223V224H115ZM130 223V224H129ZM136 223H140V224H136ZM168 223V224H167ZM173 223V224H172ZM211 223V224H212ZM225 223V224H224ZM64 224L65 223H61V225L62 226H64ZM142 224H144L145 226H146V228L145 227H143L144 225H142ZM147 224V225H146ZM167 226H166V225ZM196 225L198 224V223H195ZM194 224V225H195ZM211 224H208V226L209 227H211L212 225ZM4 225H6V223L4 224ZM142 225V226H141ZM159 225H160V227H161V229H160V227H159ZM162 225H163V227H162ZM199 225V224H198ZM197 225V226H198ZM227 225H228V227H229V229L227 228ZM98 226V227H97ZM137 226H141L142 228H145V229H142V228H138ZM116 227V228H115ZM137 227V228H136ZM160 229L161 231H158L157 229ZM233 227V228H232ZM152 228H154V229H152ZM138 229V230H137ZM142 229V230H141ZM147 229V230H146ZM148 229H150V230H148ZM169 227H167V233H171L172 234V232H173V234H172V236H174V237H177V235L176 234H178L175 230V227H174V229H173V227L170 229V231H169ZM258 229V230H257ZM143 230H146V231H143ZM156 230V231H155ZM173 230V231H172ZM218 230L219 231H221V233L220 232H218ZM262 230V231H261ZM48 231L49 232H47V233H45L43 236H40V237H38L37 239H38V241H37V239L36 240H34V241H36V242H33V243H31V247L29 248V251H28V254L26 255V256H30V259H29V257H28V259L27 260H31V255L32 254H34V253H36V251H35V248H36V250H37V252L38 251H40V247H41V245H43V248H41L44 252L46 251L45 250V248H46V246H48L50 243H51V233H52V231H51V228H49L48 229ZM139 231L141 232L140 234H139ZM147 231H149L148 233H147ZM154 232V236L155 237H153V235H150L149 233H151V234H153L152 232ZM157 231H158V234H156L157 233ZM164 231V232H165ZM172 231V232H171ZM175 231V232H174ZM223 231V232H222ZM225 231V232H224ZM227 231V232H226ZM252 231V232H251ZM256 231V232H255ZM51 232V233H50ZM55 231H53V233H54ZM142 232H144V234H148L147 236L148 237H150V238H148V237H145L146 235H144ZM156 232V233H155ZM163 232V234L161 233V235H160V239H162L161 237H165V236H167V234H165ZM232 232V233H231ZM52 233V234H53ZM71 233H73V234H71ZM112 233H114V234H112ZM117 233V234H116ZM217 235H216V234ZM228 233V235H229V233L231 234V239H228V238H230L228 235H226ZM258 233V234H257ZM116 234V236H114V237H112L113 235H115ZM143 234V235H142ZM171 234H169V235H171ZM214 234V235H213ZM222 234V235H226L225 237H222V235H221V237H220V235ZM55 235H56V237H58V235L56 234V232H55ZM54 235V236H55ZM119 235H121V234H119ZM140 237H139V236ZM158 237H157V236ZM258 237H257V236ZM261 235V236H260ZM46 236V237H45ZM48 236H50L49 238H48ZM138 236V237H137ZM141 236H142V238H141ZM143 236H144V238L145 239H143ZM179 236V235H178ZM217 236V237H216ZM233 236H234V233H233ZM86 237V236H85ZM117 237H120V239H118ZM157 237V238H156ZM216 237V238H215ZM218 237H220L221 239L219 240V238ZM228 237V238H227ZM235 237V236H234ZM40 238V239H39ZM42 238V239H41ZM43 238H46V239H43ZM51 239L50 240V242H49V240L48 239ZM117 238V239H116ZM122 238V239H121ZM153 238H156V239H153ZM213 238V239H212ZM215 238V239H214ZM223 238V239H222ZM260 238H262V239H260ZM30 239H33V237L32 238H30ZM73 239V240H74ZM79 239H81V240H79ZM117 240V242H116V240ZM138 239H140V240H138ZM153 239V240H152ZM224 239H226L227 241L228 240H230V241H225ZM258 239V240H257ZM259 239H260V241L261 242H258L259 241ZM41 240H45V242L43 243H40V241ZM78 240V241H77ZM83 240H84V242H83ZM149 240H147V242L149 241ZM163 240V239H162ZM225 241V242H227V243H229L230 242V244H231V246H228V245H230V244H227V243H225V242H222V241ZM253 240L256 242H254L253 244L254 245H256V247H253V244H252V242H253ZM257 240V241H256ZM212 241V242H213ZM231 241H233V242H231ZM245 241V242H244ZM141 242V243H142ZM146 242V243H147ZM222 242V243H221ZM244 242V243H243ZM260 243L259 244V246L257 245L258 243ZM37 243H39V244H37ZM216 243V244H215ZM221 243V244H220ZM224 243V245L225 244H227V246H228V249H226L227 248V246L225 245V247L222 245ZM232 243H233V245H232ZM240 243V244H239ZM252 245H251V244ZM37 244V245H36ZM48 244V245H47ZM109 246H107V245ZM163 245H164V248H166V250H167V252H166V250L164 249V252H166V253H163L162 254V256H161V260L159 261L158 260V258L156 259V257H157V255L160 253L161 254V252H157V254H155V257H154V255L152 256L151 255V257H154V259H152L151 257H150V255H146V256H143V259H141L142 260V262L144 263V264H149L148 262V260H150V264H167V263H165L166 261H169L168 259H170V261H171V263L172 264H180V263H175V262H177L178 261V259L179 260H181V258H182V256H181V258L179 257L181 254H179L180 252H186V251H188V249H190V245H187L186 247L185 246H182V247H180V246H176V248H178V249H176V248H174V249H176V250H178V251H171L172 249H170V247H169V249L167 248L168 247V245H166L165 244V242L164 243H162ZM220 244V245H219ZM241 244H245L246 246L245 247H247V249L244 247V245H241ZM34 245V246H33ZM167 247H166V246ZM237 245V248H235V246ZM240 245V248H242L241 249V251L243 250V251H245V250H248V251H251V250H253L252 251V253L251 252H249V253H246V252H248V251H246V252H241V251H239V249H238V246ZM63 246H65V245H63ZM107 246V247H106ZM33 247H34V249H33ZM38 247H39V250H38ZM86 247V248H85ZM184 247V248H183ZM187 247H189L188 249H187ZM229 247H233L232 248V250H231V248L229 249ZM243 247H244V249H243ZM250 247V249H248ZM252 247V248H251ZM35 251H32V249ZM67 249V250H69L68 248H67V246L66 247H64V249ZM103 248L105 249V250H103ZM180 248H181V250H180ZM192 248V247H191ZM234 248H235V250H234ZM253 248H255V249H253ZM258 248V249H257ZM261 248H262V250H263V252L261 253ZM183 249H184V251H183ZM187 249V250H186ZM226 249V250H225ZM238 249V250H237ZM168 250L171 252H169V255H165V254H167L168 253ZM186 250V251H185ZM192 250H194V248H192ZM230 250V251H229ZM258 250V253L260 254V255H258V253L256 252V251ZM105 253H104V252ZM106 251H109V252H106ZM235 252V251H237L238 253L240 252V254L242 255H240V254H238L237 252L236 253H233V252ZM32 252V253H31ZM91 252V251H90ZM172 252L173 253H175V259L177 260H175V259H172V257L174 256V254H172ZM176 252H179V253H176ZM232 252V253H231ZM257 253V254H256ZM29 254H31V255H29ZM105 254V255H104ZM179 254V255H178ZM225 254V255H224ZM226 254H227V256H226ZM231 254L233 255V256H231ZM234 254L235 255H237V256H234ZM247 254V255H246ZM95 255V257H93ZM97 255V256H96ZM99 255H100V257H99ZM104 255V256H103ZM245 255V256H244ZM262 255V256H261ZM158 256H160V255H158ZM167 256V257H166ZM170 256H172V257H170ZM179 258H178V257ZM239 256V257H238ZM261 256V257H260ZM149 257L152 259H149ZM165 257L166 258H168V257H170V258H168L166 261L164 260L163 261V259H165ZM224 257H226V258H224ZM227 257H230V258H232V261H231V259L230 258H227ZM239 258V260H240V257H242L241 258V262L240 261H238V260H236V259H238ZM33 258H35V257H33ZM224 258V259H223ZM247 259H248V257H246ZM253 258V259H254ZM243 259V260H244ZM98 260V259H97ZM103 260V259H102ZM148 262H147V261ZM152 261H154L153 263H152ZM155 261H156V263H155ZM169 261V262H170ZM175 261V262H174ZM203 262H202V264L203 263H205L204 262V260H202ZM146 262V263H145ZM163 262V263H162ZM168 262V264H170ZM179 262V261H178ZM181 262V264H183L182 263V261H180ZM96 264V263H95Z\"/></svg>",
	"mask_w": 264,
	"mask_h": 264
},
{
	"label": "bare ground",
	"instance_id": "6f19581e",
	"mask_svg": "<svg viewBox=\"0 0 264 264\" xmlns=\"http://www.w3.org/2000/svg\"><path fill=\"white\" fill-rule=\"evenodd\" d=\"M1 1H3V0H1ZM5 1V0H4ZM15 1V0H14ZM29 1V0H28ZM34 1V4H35V2L36 3H38L39 1H41V0H33ZM57 1V0H56ZM89 1V0H88ZM154 1V0H153ZM6 2H8L7 0H6ZM6 2H4V4L6 3ZM11 2H12V0H11ZM17 2V1H16ZM43 2L44 1H42L41 3L43 4ZM48 2H49V0H48ZM47 2V3H48ZM60 3L62 2L61 0L59 1ZM155 2V1H154ZM154 2L152 3V0H132V4L130 3V5H126V6H124L125 8L123 9V11H125L123 14L121 13V15H120V17H128V16H130L131 14H132V12H137V9H138V6H150L151 4H153L154 5ZM2 3V2H1ZM0 3V4H1ZM15 3V2H14ZM25 3H26V1H25ZM30 3V2H29ZM40 3V4H41ZM44 3H46V1L44 2ZM4 4L2 3V5L4 6ZM7 4V3H6ZM8 4H10V3H8ZM18 3H16V5H17ZM22 4H24V2L22 3ZM27 4V3H26ZM50 4V3H49ZM58 4V3H57ZM68 4V3H67ZM1 5V6H2ZM38 5H39V3H38ZM56 5V4H55ZM58 5H60V4H58ZM61 5H63V6H65L64 4H62L61 3ZM60 5V6H61ZM78 5V4H77ZM100 5H101V1H100ZM2 6V7H3ZM68 6V5H67ZM1 7V8H2ZM6 7H7V5H6ZM13 7V6H12ZM11 7V9H13ZM36 8H37V6H35ZM50 7V6H49ZM58 7V6H57ZM78 7V6H77ZM97 7H98V5H97ZM103 7V6H102ZM107 7V6H106ZM137 7V8H136ZM145 7V8H146ZM9 8H10V6H9ZM21 8V7H20ZM47 8V7H46ZM56 8V7H55ZM136 9V10H134V11H131V10H133V9ZM150 8H152L151 6H150ZM7 9H8V7H7ZM30 9V8H29ZM50 9V8H49ZM49 9H48V12H49ZM74 9H76V8H74ZM79 9V8H78ZM149 9V8H148ZM2 10V9H1ZM5 10V9H4ZM18 10V9H17ZM27 10V9H26ZM34 10V9H33ZM69 11H70V9H68ZM71 10H73V8L71 9ZM100 10V9H99ZM111 10V9H110ZM152 10V9H151ZM8 11V10H7ZM29 11V10H28ZM40 11V10H39ZM43 11H45V10H43ZM47 11V10H46ZM62 11V10H61ZM92 11V10H91ZM90 11V12H91ZM104 11H107L106 9H105V6H104V10H103V12ZM112 11V10H111ZM117 11H119V10H117ZM139 11V10H138ZM9 12V11H8ZM20 12V11H19ZM41 12V11H40ZM47 12V13H48ZM59 12H60V9H59ZM89 12V13H90ZM103 12H98L97 13V15L99 14V15H101V16H104L105 18H107L106 16L109 14V12H107L106 14L105 13H103ZM154 12V11H153ZM2 13V12H1ZM0 13V14H1ZM23 13H24V10H23ZM23 13H21V15L23 14ZM52 13V12H51ZM65 13H67V11L65 12ZM73 13H75L74 12V10H73ZM78 13V12H77ZM82 13H83V11H82ZM88 13V12H87ZM94 13H96V12H91V17H90V15H89V17L90 18H92V16H94ZM114 13V12H113ZM3 14H4V12H3ZM3 14H1V16H3ZM16 14H18V13H16ZM25 14V13H24ZM27 14V13H26ZM29 14V13H28ZM63 14H64V11H63ZM81 14V13H80ZM80 14H79V16H80ZM184 13H182V15H183ZM21 15L17 18V20L21 17ZM46 15H48V14H46ZM69 15V14H68ZM77 15V14H76ZM76 15H74V16H76ZM118 15V14H117ZM4 16H5V14H4ZM3 16V17H4ZM38 16V15H37ZM50 16H53V15H50ZM73 16V15H72ZM88 16V15H87ZM114 14H113V16H112V14H111V18H109V19H112V20H114V22L113 21H111V22H113L114 23V27L111 29L112 31L114 30V31H116L117 29H119V27H120V25H124V24H122V20H125L124 18H122V19H120L118 16H117V18L116 19H114ZM186 16V15H185ZM9 17H11V16H9ZM23 17V16H22ZM21 17V18H22ZM25 17V16H24ZM23 17V19H25ZM34 17V16H33ZM46 17V16H45ZM60 17V16H59ZM64 18L66 17L65 15L63 16ZM70 17L71 16H69V20H70ZM88 17V18H89ZM176 17V16H175ZM183 17V16H182ZM5 19H7L6 17H4ZM4 18L2 19L1 17H0V143L1 144H3V146H1L0 147V193H1V195H0V218H2L3 219V221H5V223H6V225H4L5 223L4 222H2V223H4L3 224V227H1V225H2V223L0 224V264H144L143 262H142V260L141 259H143V256H148V255H150V257H151V255L153 256L154 255V257H155V254H157V252H161V254L159 253L158 255H160V256H158L157 255V257H156V259L158 258V260L161 258V256H162V254L163 253H166L167 252V250H166V248H164V245L162 244V243H164L165 242V244L166 245H168V249H169V247H170V249H172L171 251H175L176 249H178V248H176V246L178 247V246H180V247H182V246H187V245H190V249H188L189 247H187V249H188V251H186V252H176V253H179V254H181L179 257L181 258V256H182V258H181V260H179L178 259V261L175 259L176 257H175V253H173L172 252V254H174V256L172 257V256H170V257H172V259H175L177 262H175V263H180L181 264V262L180 261H182V263L183 264H202V260H204V262L205 263H203V264H229V260H228V262H223L225 259L224 258H226V257H224L223 259V261H222V249L220 248V244L222 243V242H225V241H227L226 239H224L219 245L220 246H216V245H218V244H216V245H214L213 243L214 242H216L215 240H217V239H215L213 242L210 240V238L211 237H213L211 234H212V232L214 233V231L213 230H215L216 228H217V226L219 227L220 226V228L222 227H224L223 226V224H221L222 222H221V217H223V216H226V215H229L228 213H230L231 215H232V217H233V219L232 220H230L231 221V226L233 225L234 226V228H236V230L234 229V230H230V231H233V233H234V236H233V233H232V237H231V234L229 233V235H228V233L226 234V235H228L230 238H228V239H231L232 238V240L234 239V242H236V244H237V241H243V240H245V241H247L248 243H249V241H250V237H251V235L253 234V233H251V235H250V232L248 231V229L243 225V224H245V223H243L242 224V221L240 220V214L238 213V211H240V210H236V206L238 205L239 206V204H248L247 206H249V204H254V202H255V200L260 196V197H264V150L263 151H261L260 150V152H259V150L258 151H256L255 149L252 151V149L254 148H250V145L249 144H243L241 141H244V140H242V139H245L246 140V137H247V141H248V138L251 140V142L253 143V139L255 140V139H257L258 137L259 138H261L262 139V136L260 137V135H259V133H260V131H261V133H262V130H260V129H258L256 126V122L260 119L259 117L257 118L256 117V115H255V118H250V117H252V116H254L253 114H251L250 116H249V114H250V112L252 111V110H250V112L245 108L244 110L245 111H243V114L246 112V110L249 112V114H248V112H247V115H246V117L247 116H249V117H245V114L242 116V114H240L242 117H245L244 119H245V121L246 122H244V123H246L248 126H246L247 128V132H245V130H244V132H245V134H244V132H243V134L244 135H241L240 133H241V131H240V128H239V131L238 132H240L239 134L236 132V130L234 129V128H237V127H234V128H232V130H235V132L234 131H231V132H234L235 133V135H234V133H232L233 134V136H231V135H229L228 134V125H224V122H226V121H224L223 122V125L222 126H220V125H217L216 124V122L214 123V121H216L215 119H213V121L212 122H209L208 121V119H206V113L208 112V110L210 109V108H212L211 107V105H213V103H212V101H211V105L209 104L210 103V101H209V103H208V101H207V103L210 105L209 107L210 108H207V109H202V112H201V108L199 107L200 106V102H202V101H200V100H202V99H195L194 101L192 100V98H191V100L193 101H190L191 103H186V101L185 102H182V103H180L179 104V101H176V102H178L177 104H176V106L177 107H179L178 105H180V106H183V108H182V110H183V112H180L179 114H178V110L176 109V108H172L171 109V111L170 112H172V113H170V115H169V117L167 116L168 115V113H169V110H168V112L167 113H164L163 111L161 112V111H159L160 110V106H159V110H154L155 108L154 107H152V108H154V109H151L150 107H148L149 108V110L147 111V114H149V116L148 115H145V118H143V119H145V122L143 121V123L142 124H140L139 125V123H138V127L135 125L136 124V122H134L135 124V126L137 127V128H135L134 127V131H133V136H132V141H131V145L133 146H131L132 148H134L136 151H132V150H130L129 148V146H125L126 147V153H127V151H128V149H129V153L127 154L128 156H127V158H126V161H127V163L131 166H128L129 168H127V169H129V172H139V170L140 169H138L137 168V166H135L134 164L135 163H140L139 164V166H141L142 164H144L145 165V163H148L150 166H148V168H150V169H153V172L155 173L152 177H153V181H163L162 182V186L166 189V192L167 193H169V194H171L172 196L167 200V202H166V204H168L169 206H166V208H164V207H159L160 206V204H159V206L157 207L158 208V211H157V214L155 213V215L153 216H151L150 214L152 213L151 211H149L148 209V211L150 212L149 213V215H150V217H148L147 215L145 216V217H147V224L149 223V226H150V224H156L157 223V225H158V223H159V221H161L160 219H162V216H163V214L161 215L160 213H167V215H165L163 218L165 219H167V222H168V219H173V221H174V226H171L170 227V224H168L169 226H167L166 224V226L167 227H169L170 229L173 227V229H174V227H175V231L178 233V234H176L177 235V237H174V236H172V234H173V230L171 231L172 232V234L171 233H167L166 231H167V227H164L165 229H164V231H162L161 233L163 234V232L165 233V234H167V236H165V237H161L162 239H160V235H161V233H159L160 235H156L159 239H157V240H154V241H152V242H150V240L149 239H147L146 238V242H147V240H149L147 243L145 242V244L142 242H140V243H137L136 242V240H135V236H136V234L137 233H135L134 231H136V229H134L133 227H131L130 225H128V222L126 221V218H120V225L118 226L119 228V233H118V236H121V237H123V239L127 242V244H129V246L131 247V246H133L132 244L133 243H135L136 244V246H135V249H133V247H131L129 250L131 251V255H130V258L126 261V262H124V259H125V257L123 256V255H121V254H118V253H115V252H110V258H108V254H107V257H105L104 255V258H96V260H88V256L89 255H91V253H92V251L93 250H91V248H90V250H86V249H84L83 247H84V243L82 244L81 243V241H78V242H75V240L77 239V238H81V237H77V235H78V233L79 232H82V237H83V233H84V235L86 236H84V239L86 238L87 239V246H88V248L89 247H99V246H102V244H104L105 243V241L101 238V236H100V234H96V232L94 231V228H93V223H92V220H91V215H93V214H91V213H93V211L92 210H94L93 208H95L94 206H92L91 204V206L89 205V203H87L86 201L88 200V198L85 200V202H81L80 200L81 199H79L78 200V198H80V197H78V195H77V197H76V193H78L77 192V188H76V185L73 183V182H71V180L72 179H70L71 178V174L69 175L65 170H63L62 168L60 169L59 167H58V165L56 164V158H55V141L56 140H54L53 138H54V136H53V133H54V131L56 132V130H54L53 132H52V130H53V128H52V126H53V123L51 124V122H50V124H51V126H50V124L48 123L49 121L48 120H50V119H48L47 120V116H48V114L46 113H41V111H43V110H41L40 108H44V111L43 112H45V102H46V100H45V97L46 96H48V94H47V92H48V90L50 89L49 88V84L48 83H50V82H45L43 79H42V76L41 75H39V74H37V72H36V74L37 75H35V77L34 78H32L33 77V75L31 74H28L29 76H28V78L26 77L25 78V76H27V75H25V74H27V72H29L30 70H28V67H27V72H26V70H24V73H23V70L21 69V67H22V65L20 66V64L19 63H21V61H20V59H19V63H18V60H17V62H15L16 61V59H15V57H14V55H13V53H12V48H11V44H13V42H12V40H11V35L13 34V32H12V34L10 35L9 34V32H10V30H12V29H10L9 31H7L6 30V27H4L3 26V21L2 20H4ZM39 18V17H38ZM41 18H42V16H41ZM76 19H77V16L75 17ZM84 18H85V16H84ZM83 18V15H82V20L84 19ZM94 18V17H93ZM96 18V17H95ZM142 18V17H141ZM185 18H188L187 16L185 17ZM184 18V19H185ZM13 19V18H12ZM34 19H36V18H34ZM72 19V18H71ZM101 19V18H100ZM33 20V19H32ZM60 20V19H59ZM63 20V19H62ZM66 20V19H65ZM116 20V21H115ZM131 20V19H130ZM14 21V20H13ZM24 21V20H23ZM27 21H28V18H27ZM29 21H30V19H29ZM28 21V22H29ZM56 21V20H55ZM93 21V20H92ZM96 21V20H95ZM110 21V20H109ZM181 21V20H180ZM184 21V20H183ZM182 21V22H183ZM25 22V21H24ZM40 22H41V19H40ZM86 22V21H85ZM90 22H91V19H90V21H89V24H90ZM97 22V21H96ZM127 22V21H126ZM3 23V24H2ZM20 23V22H19ZM35 22L33 21V23L32 24H34ZM78 23V22H77ZM77 23H75V24H77ZM192 23V22H191ZM263 24V22H258V23H256L255 24V26L257 27V28H259L260 30H264L263 28V26L264 25H262ZM6 24H8V20H7V23H5V25ZM14 23H12V25H13ZM21 24V23H20ZM23 24V23H22ZM31 24V23H30ZM39 24V23H38ZM37 24V25H38ZM54 24V23H53ZM92 24H94V23H92ZM101 24V23H100ZM126 24V23H125ZM130 24V23H129ZM128 24V25H129ZM199 24V23H198ZM10 24H8L7 25V27L9 26ZM24 25V24H23ZM22 25V26H23ZM26 25V24H25ZM28 25H29V23H28ZM81 25H82V23H81ZM86 25V24H85ZM91 25V24H90ZM95 25V24H94ZM141 25V24H140ZM16 26H18V23H17V25ZM21 26V25H20ZM76 26H79L80 27V22H79V24H77ZM97 26V25H96ZM102 26V25H101ZM104 26H106V25H104ZM169 26V25H168ZM181 26V25H180ZM179 26V27H180ZM26 27H28V26H26ZM32 26H29V28H31ZM63 27V26H62ZM67 27V26H66ZM79 27H76L77 29H79ZM82 28H83V26H81ZM90 27V26H89ZM124 27H125V25H124ZM127 27V26H126ZM142 27H143V25H142ZM166 27V26H165ZM18 28H19V26H18ZM33 28V27H32ZM31 28V29H32ZM75 28V27H74ZM81 28V29H82ZM92 28V27H91ZM94 28V27H93ZM96 28H98V27H96ZM128 28V27H127ZM140 28V27H139ZM161 28V27H160ZM187 28V27H186ZM7 29H9V28H7ZM37 29V28H36ZM65 29V28H64ZM68 29V28H67ZM71 29V28H70ZM84 29V28H83ZM95 29V28H94ZM93 29V30H94ZM134 29H135V27H134ZM133 29V30H134ZM170 29H173V27H171V28H169L167 31H165L166 33H167V35L168 34H170L171 32L173 33V31L172 30H170ZM18 30V29H17ZM16 30V31H17ZM27 30H29L28 28H27ZM33 30V29H32ZM40 30V29H39ZM52 30V29H51ZM92 30V29H91ZM97 30V29H96ZM100 30V29H99ZM104 30V29H103ZM124 30V29H123ZM132 30V31H133ZM180 30V29H179ZM200 30V29H199ZM21 31V30H20ZM30 32H31V30H29ZM29 31H27V32H29ZM45 31V30H44ZM62 31V30H61ZM79 31V30H78ZM86 31H87V29H86ZM105 31V30H104ZM103 31V32H104ZM127 31V30H126ZM135 32H136V30H134ZM133 31V32H134ZM137 31H138V29H137ZM171 31V32H170ZM201 31V30H200ZM21 32H23V31H21ZM29 32V33H30ZM33 32V31H32ZM80 32V31H79ZM102 32V31H101ZM121 32V31H120ZM135 32H134V35H135ZM139 33H141L140 31H138ZM138 32H136V35H137V33ZM170 32V33H169ZM24 33V32H23ZM28 33V34H29ZM36 32H33L31 35H32V37H33V35L35 34ZM43 33V32H42ZM76 33V35L77 34H79L78 32H75ZM98 33V32H97ZM108 33V32H107ZM124 33V32H123ZM129 33H130V31H129ZM142 33H144V32H142ZM183 33H185V32H183ZM197 33V32H196ZM25 34H26V28H25ZM27 34V35H28ZM39 34H40V31H39ZM47 34H49V33H47ZM67 34H69V33H67ZM80 34H81V32H80ZM89 34V33H88ZM109 34V33H108ZM150 34V33H149ZM163 34H165V33H163ZM200 34V33H199ZM261 34V33H260ZM19 35V34H18ZM51 35H52V33H51ZM50 35V36H51ZM65 35V34H64ZM74 35V34H73ZM87 35V34H86ZM101 35V34H100ZM106 35V34H105ZM119 35V34H118ZM132 35V34H131ZM131 35H129V36H131ZM171 35V34H170ZM183 35V34H182ZM195 35H197V34H195ZM194 35V36H195ZM12 36H14V35H12ZM36 36H37V38H38V35L36 34ZM40 36V35H39ZM69 36V35H68ZM75 36V35H74ZM98 36V35H97ZM121 36V35H120ZM127 36H128V34H127ZM140 36V35H139ZM138 36V37H139ZM201 36V35H200ZM199 36V37H200ZM263 36H264V33H263ZM31 37V38H32ZM44 37V36H43ZM90 37V36H89ZM107 37V36H106ZM132 37H134V36H132ZM137 36H135V38H136ZM137 37V38H138ZM143 37V36H142ZM141 37V38H142ZM144 37H146V36H144ZM143 37V38H144ZM177 37V36H176ZM175 37V38H176ZM179 37H180V35H179ZM184 37V36H183ZM192 37H193V35H192ZM36 38V39H37ZM70 38V37H69ZM91 38V37H90ZM94 38V37H93ZM103 38V37H102ZM108 38H110V36L108 37ZM137 38H136V41H137ZM148 38V37H147ZM146 38V39H147ZM172 38V37H171ZM32 39H34V37L32 38ZM74 39V38H73ZM76 39V38H75ZM116 39V38H115ZM121 39V38H120ZM145 39V38H144ZM19 40V39H18ZM31 40V39H30ZM37 40H39V38L37 39ZM47 40V39H46ZM90 40V39H89ZM97 40V39H96ZM98 40H99V38H98ZM123 40V39H122ZM121 40V41H122ZM143 40V39H142ZM148 40V39H147ZM146 40V41H147ZM171 40V39H170ZM181 40H182V38H181ZM200 40V39H199ZM25 41V40H24ZM24 41H23V43H24ZM32 41V43L33 42H35V39H34V41L33 40H31ZM40 41H42L41 39H40ZM43 41H45V40H43ZM94 41V40H93ZM116 41H118V39H116ZM125 41V40H124ZM124 41H122L123 43H124ZM138 41H140V37H139V40ZM159 41H161V39L159 40ZM167 41V40H166ZM186 41V40H185ZM47 42V41H46ZM90 42V41H89ZM141 42V41H140ZM144 42V41H143ZM163 42V41H162ZM14 43H16V42H14ZM27 43V42H26ZM36 43V42H35ZM34 43V44H35ZM39 43V42H38ZM42 43V42H41ZM45 43V42H44ZM88 43V42H87ZM86 43V44H87ZM127 43V42H126ZM125 43V44H126ZM137 44L139 43V42H136ZM193 43V42H192ZM27 44H29V43H27ZM34 44H32V46L34 47ZM48 44V43H47ZM125 44H123V45H125ZM132 44V46L134 47V44H135V39L133 40V43H131ZM142 44V43H141ZM140 44V45H141ZM165 44V43H164ZM169 44H171V43H169ZM168 43H167V46L169 45ZM173 44V43H172ZM49 45V44H48ZM51 45V44H50ZM53 45H54V43H53ZM56 45H57V42H56ZM55 45V46H56ZM59 45V46H58ZM58 47H56V51H54L55 50V48H53L54 50V52H56V53H54V55L56 56V59H54L53 61L51 60V61H49V59H47V60H44V61H41L42 59L41 58H43V54H44V56H45V53H42V57L40 58V63H41V67H43V68H47L48 70V72H50L51 74H53L56 78H62L63 77V74L64 73H67L68 71H69V67L72 65H74V63L72 64V62H74V60H73V58L75 59V57H76V55L74 54V53H76L78 50H69V48H68V50H69V52H68V50H66V49H63V46H60V44H59V42H58ZM64 45V44H63ZM127 45V44H126ZM128 45H130V44H128ZM32 46H29V45H27V47H30V49H31V47ZM38 45L36 44V46L35 47H37ZM117 46V45H116ZM131 46V45H130ZM130 46H128V47H130ZM143 46V45H142ZM163 46H166V45H163ZM175 46V45H174ZM182 46H184V45H182ZM187 46V45H186ZM189 46V45H188ZM202 46V45H201ZM24 47H25V45H24ZM39 47V46H38ZM41 47V46H40ZM45 47H46V45H45ZM162 47V46H161ZM192 47V46H191ZM43 48V47H42ZM76 48V47H75ZM135 48V47H134ZM174 48V47H173ZM189 48V47H188ZM205 48V47H204ZM46 49H47V47L45 48V52H46ZM50 49V48H49ZM71 49V48H70ZM185 49H187V48H185ZM118 50H119V48H118ZM127 50H128V48H127ZM166 50V49H165ZM199 50V49H198ZM17 51V50H16ZM41 51V50H40ZM51 51V50H50ZM76 51V52H75ZM141 51V50H140ZM167 51V50H166ZM169 51H171V50H169ZM174 51V50H173ZM185 51V50H184ZM196 51H197V49H196ZM26 52H29V51H26ZM131 53V52H130ZM135 53V52H134ZM171 53V52H170ZM192 53V52H191ZM195 53V52H194ZM197 53V52H196ZM32 54V53H31ZM38 54V53H37ZM49 54V53H48ZM77 54V53H76ZM175 54V53H174ZM174 54H172L171 53V55L173 56ZM39 55V54H38ZM128 55V54H127ZM164 55V54H163ZM169 55V54H168ZM183 55V54H182ZM189 55V54H188ZM138 56H140V55H138ZM33 57V56H32ZM35 57V56H34ZM120 57V56H119ZM127 57H129V55L127 56ZM171 57V56H170ZM175 57V56H174ZM177 57V56H176ZM181 57V56H180ZM141 58V57H140ZM188 58V57H187ZM199 58V57H198ZM230 58V57H229ZM128 59V58H127ZM145 59V58H144ZM176 59V58H175ZM37 60H39V59H37ZM132 60V59H131ZM131 60H128V61H130V63L132 64V61ZM140 60V59H139ZM172 60V59H171ZM190 60V59H189ZM102 61V60H101ZM173 61V60H172ZM24 62V61H23ZM135 62V61H134ZM133 62V63H134ZM139 63H140V61H138ZM177 62V61H176ZM189 62V61H188ZM191 62V61H190ZM196 62H198V59H197V61ZM40 63H39V67H40ZM125 63V62H124ZM142 63V62H141ZM187 63V62H186ZM195 63V62H194ZM19 64V65H18ZM38 64V63H37ZM103 64H105V63H103ZM168 64H170V63H168ZM197 64V63H196ZM26 65V64H25ZM105 65H107V64H105ZM127 65V64H126ZM133 65H135V63L133 64ZM139 65H141V64H139ZM108 66V65H107ZM130 66V65H129ZM128 66V67H129ZM142 66H143V64H142ZM24 67V66H23ZM39 67H37L38 69H39ZM40 67V68H41ZM74 67V66H73ZM73 67H71V68H73ZM168 67H169V65H168ZM174 67V66H173ZM186 67V66H185ZM188 67V66H187ZM113 68V67H112ZM125 68V67H124ZM134 68V67H133ZM136 68H138V67H136ZM135 68V69H136ZM178 68V67H177ZM24 69V68H23ZM139 69H140V67H139ZM112 70V69H111ZM127 70H128V68H127ZM131 70V69H130ZM138 70V69H137ZM174 70V69H173ZM206 70V69H205ZM204 70V71H205ZM44 71V70H43ZM67 71V72H66ZM114 71V70H113ZM132 71V70H131ZM158 71H159V69H158ZM171 71V70H170ZM192 71V70H191ZM203 71V70H202ZM201 71V72H202ZM26 72V73H25ZM109 72H110V69H109ZM134 72V71H133ZM137 72V71H136ZM140 72V71H139ZM163 72H164V70H163ZM180 72V71H179ZM30 73V72H29ZM35 73V72H34ZM124 73V72H123ZM132 73V72H131ZM138 73V72H137ZM176 73V72H175ZM111 74H112V72H111ZM125 74V73H124ZM134 74V73H133ZM142 74V73H141ZM163 74V73H162ZM25 75V76H24ZM115 75V74H114ZM132 75V74H131ZM136 75V73L134 74V76ZM138 75H139V73H138ZM173 75V74H172ZM184 75V74H183ZM190 75V74H189ZM85 76V75H84ZM127 76H128V74H127ZM146 76V75H145ZM158 76V75H157ZM164 76V75H163ZM175 76V75H174ZM176 76H178V75H176ZM180 76V75H179ZM192 76V75H191ZM50 77V76H49ZM107 77H109V76H107ZM125 77V76H124ZM129 77V79H130V76H128ZM137 75H136V77L134 78L133 77V79L131 80H129V82H127L128 83V85L126 84V83H122L123 85L125 84V87L124 88H126V90H128L127 91V93H128V95L126 94L125 96L126 97H124L125 98V100H124V98H122L123 100H119L120 98L119 97H121V96H117V95H115V92L117 91H115V89L116 88H110V87H106L105 89H104V91H103V95L104 96H106V97H110L111 98V104H109L108 106H109V108H108V110H106L107 112H105L104 114H102V117H104L103 119H106V120H102V122L104 121V122H106L105 124H104V122H103V124H104V126L102 127V128H104V138H105V140H107L108 142H110V141H114V138L113 137H115V136H112V134L108 131V128L110 127V125L112 126V127H114V126H116V124H119V120H120V118H122V119H124V121L126 122V123H123L122 122V124L123 125H131L130 124V122H131V120H133L134 121V119H137V118H135V114L137 113V111L139 110L138 109V105H139V102L141 103V101H138V98H139V96H140V84H139V81H138V79H137ZM141 77H142V75H141ZM187 77V76H186ZM64 78V77H63ZM80 78V77H79ZM119 78V77H118ZM123 78V77H122ZM162 78V77H161ZM176 78H178V77H176ZM198 78V77H197ZM49 79V78H48ZM48 79H46V80H48ZM51 79V78H50ZM49 79V80H50ZM52 79H54V78H52ZM82 79V78H81ZM110 79V78H109ZM125 79V78H124ZM143 79V78H142ZM167 79V78H166ZM174 79H175V77H174ZM181 79V78H180ZM200 79V78H199ZM54 80H56V79H54ZM53 80V81H54ZM64 80V79H63ZM127 80V79H126ZM183 80V79H182ZM186 80V79H185ZM190 80V79H189ZM52 81V80H51ZM57 81V80H56ZM55 81V82H56ZM109 81V80H108ZM144 81V80H143ZM63 82V81H62ZM82 82H83V80H82ZM82 82H80V83H82ZM111 82V81H110ZM109 82V84H112V83H110ZM120 79L119 80H117V83L119 84V85H121L120 84ZM142 82V81H141ZM151 82L153 83H156L157 85H158V87L161 89V90H163L164 92L166 91L165 90V87L164 86H162L161 84H162V80H155L154 79V77L151 79ZM165 82V81H164ZM173 82V81H172ZM185 82V81H184ZM190 82V81H189ZM52 83V82H51ZM58 83V82H57ZM180 83V82H179ZM197 83V82H196ZM203 83V82H202ZM209 83V82H208ZM211 83V82H210ZM85 84H86V82H85ZM115 84V83H114ZM217 84V83H216ZM127 85V86H126ZM240 86L239 87H237V85H236V89H235V91H234V94H236V99H241L239 102L242 104L243 102H241L242 101V99H248L249 101H250V99H249V97H252L249 93H248V89L251 91V89L252 88H249V86H246V87H244L245 85H246V83L243 85V82L242 83H240L239 84ZM77 86V85H76ZM88 86H89V84H88ZM115 86V85H114ZM117 86V85H116ZM175 86V85H174ZM194 86V85H193ZM204 86V85H203ZM214 86V85H213ZM84 87V86H83ZM173 87V86H172ZM199 87V86H198ZM247 87H248V89H247ZM89 88V87H88ZM166 88H168V86L166 87ZM203 88V87H202ZM211 88V87H210ZM245 88H246V90H245ZM54 89V88H53ZM52 89V90H53ZM80 89V88H79ZM82 89V88H81ZM119 89V88H118ZM201 89V88H200ZM234 89V88H233ZM89 90V89H88ZM121 90H125V89H121ZM204 90V89H203ZM78 91V90H77ZM82 91H85L84 89L82 90ZM150 91V90H149ZM172 91V90H171ZM200 92H202V90H199ZM198 91V92H199ZM212 91V90H211ZM249 91V92H250ZM79 92V91H78ZM88 92V91H87ZM123 92H125V91H123ZM154 92V91H153ZM157 91H155V94H156V96H160V94H161V96H163L162 95V93H156ZM163 92V93H164ZM170 92V91H169ZM183 92V91H182ZM185 92V91H184ZM197 92V93H198ZM204 92V91H203ZM206 92V91H205ZM214 92H217V91H214ZM53 93V92H52ZM121 93H122V91H121ZM126 93V92H125ZM178 93V92H177ZM196 93V92H195ZM79 94V93H78ZM142 94V93H141ZM169 94V93H168ZM189 94V93H188ZM199 94V93H198ZM198 94H197V96H198ZM203 94V93H202ZM201 94V95H202ZM214 94H216V93H214ZM219 94V93H218ZM77 95V94H76ZM118 95H120V94H118ZM122 95V94H121ZM154 95V94H153ZM181 95V94H180ZM55 96V95H54ZM53 96V97H54ZM84 96V94L82 95V97ZM85 96H87V95H85ZM145 96V95H144ZM151 96V95H150ZM156 96H155V98H156ZM166 96V95H165ZM171 96V95H170ZM169 96V97H170ZM178 96V95H177ZM195 96H196V94H195ZM200 96V95H199ZM222 96H224V95H222ZM106 97H104V98H106ZM180 97V96H179ZM184 97V96H183ZM193 97V96H192ZM207 97V96H206ZM219 97V96H218ZM226 97V96H225ZM52 98V97H51ZM87 98V97H86ZM161 97H159V99H160ZM173 98H174V96H173ZM178 98V97H177ZM194 98V97H193ZM198 98V97H197ZM200 98V97H199ZM253 98V97H252ZM81 99H83V98H81ZM89 99V98H88ZM107 99V98H106ZM149 99V98H148ZM158 99V98H157ZM158 99V100H159ZM162 99H164V97L162 98ZM167 99H172L171 97L170 98H167ZM204 99V98H203ZM210 99V98H209ZM213 99V98H212ZM219 99V98H218ZM222 99H225V98H223L222 97ZM221 99V100H222ZM236 99H235V101H236ZM109 100V99H108ZM185 100V99H184ZM207 100V99H206ZM107 101V100H106ZM156 101V100H155ZM163 101H165V99L163 100ZM174 101V100H173ZM226 101V100H225ZM248 101V102H249ZM61 102H63V104H65V103H67V102H64V101H61ZM82 102V101H81ZM158 102V101H157ZM206 102V101H205ZM58 103V102H57ZM79 103V102H78ZM153 102H151V106L153 105L152 104ZM160 103H163V102H160ZM164 103H166V102H164ZM221 103V102H220ZM223 103V102H222ZM240 103H238V104H240ZM247 103V101L245 102V104ZM251 103H252V100H251ZM58 104H60V103H58ZM145 104V103H144ZM157 104V103H156ZM173 104H175L174 102H173ZM204 104V103H203ZM240 104V106H242ZM245 104L243 103V105L245 106ZM248 104V103H247ZM247 104H246V106H247ZM85 105V104H84ZM113 105V106H112ZM149 105H150V103H149ZM163 106H164V104H162ZM202 105V104H201ZM223 105H224V103H223ZM252 105V104H251ZM65 106H66V104H65ZM68 106V105H67ZM66 106V107H67ZM82 106V105H81ZM87 106H88V104H87ZM172 105H170L169 106V108L171 107ZM207 106V105H206ZM257 106H258V104L256 105V107L255 108H257ZM260 107H261V104L259 105ZM262 106H264L263 104H262ZM56 107H57V105H56ZM70 107V106H69ZM142 107V106H141ZM166 107H168V106H166ZM173 107V106H172ZM60 108V107H59ZM64 108V107H63ZM180 108V107H179ZM242 108H243V106H242ZM249 108H250V106H249ZM264 108V107H263ZM109 109H111L112 111H110ZM144 109V108H143ZM142 109V110H143ZM151 109V110H150ZM161 109H162V107H161ZM181 109V108H180ZM251 109H253V108H251ZM260 109V108H259ZM262 109V108H261ZM41 110V111H40ZM153 110V111H152ZM81 111V110H80ZM110 111V112H109ZM140 111V110H139ZM216 111V110H215ZM256 112H259V111H257V110H255ZM254 111V112H255ZM261 111V113L262 112H264V111H262V110H260ZM216 112H218V111H216ZM215 112V113H216ZM220 112V111H219ZM225 112V111H224ZM228 112V111H227ZM254 112H251V113H254ZM213 113V112H212ZM232 113V112H231ZM241 113V112H240ZM172 114H174V115H172ZM220 114V113H219ZM226 114V113H225ZM234 114V116H235V118H236V115H235V113H232L231 115H233ZM237 114V113H236ZM257 114V113H256ZM263 115V118H264V113H262ZM137 115H139V114H137ZM238 115V114H237ZM216 116V115H215ZM222 116V115H221ZM240 116V117H241ZM258 116H259V114H258ZM173 117L174 118H176L178 121V124H180V126L181 125H183V126H185V127H187V128H189L190 130H191V132H190V130L188 129L187 130V128L185 129V130H187V132L189 133H187L188 135H189V137L191 138L192 136L194 137V140H193V145H195V142H196V147L197 148H193V149H195V152H193L192 150L190 151L189 150V148L188 147H186V145H184V142H182L181 141V139L179 138V136L181 135H179L178 133H175L174 132V128L172 129V127H171V125L169 124L170 122H169V119H173ZM214 117V116H213ZM217 117V116H216ZM215 117V118H216ZM219 117V116H218ZM239 116H237V118H238ZM260 117H261V115H260ZM50 118V117H49ZM223 118H224V116H223ZM222 118V119H223ZM228 118H229V115H228ZM232 118H233V116H232ZM102 119V118H101ZM203 119H206V120H203ZM211 119V118H210ZM218 119V118H217ZM226 120H227V115H226V118H225ZM261 119H262V117H261ZM261 119L258 121V122H260L261 121ZM138 120H139V118H138ZM141 120V119H140ZM139 120V121H140ZM190 120H194V121H198L197 123L196 122H194V121H190ZM233 121H234V119H232ZM231 120V121H232ZM122 121V120H121ZM121 121H120V123H121ZM137 121V120H136ZM211 121V120H210ZM221 121V120H220ZM238 121V120H237ZM236 121V122H237ZM239 121H242L243 122V120H241V118H240V120ZM209 122V123H208ZM218 122V121H217ZM229 122V121H228ZM228 122H227V124H228ZM236 122H234V123H236ZM108 123H110V125L108 126ZM173 123V122H172ZM176 123V122H175ZM243 123V124H244ZM264 122H261L260 124H263ZM107 124V125H106ZM122 124H120V125H122ZM229 124H233V123H229ZM245 124V125H246ZM258 124V123H257ZM125 125V126H126ZM173 125H174V123H173ZM237 125H240V127H242V123L241 124H239V122H238V124L236 123V125L235 126H237ZM101 126H102V124H101ZM125 126H121V127H125ZM133 126V125H132ZM175 127H176V125H174ZM183 126H181V129H182V131H184V127ZM233 126H234V124H233ZM232 125L230 126V128L231 127H233ZM244 126V125H243ZM262 126V125H261ZM112 127H110L111 129H112V131H114V128H112ZM116 127H118V130H116V131H119L120 130V128H119V126H116ZM51 128H52V130H51ZM109 128V129H110ZM127 129H128V127H126ZM177 129H178V127H176ZM229 128V132H230V129ZM243 128V127H242ZM117 129V128H116ZM124 129V128H123ZM244 129H245V127H244ZM125 130V129H124ZM123 130V131H124ZM132 130V129H131ZM179 130V129H178ZM62 131V132H61ZM63 131L64 130H60V132H61V134H59V135H61L62 136V133H63ZM129 131V130H128ZM125 132V133H129V132ZM58 132V131H57ZM59 133V132H58ZM118 133H120V134H118V135H121L122 134V137H123V134L124 133H122V131L120 130V132H118ZM192 134V136H191V134ZM88 134H90V133H88ZM100 134H102V132L100 133ZM177 134H178V136H177ZM58 135V134H57ZM56 135V136H57ZM91 135V134H90ZM65 136V135H64ZM63 136V137H64ZM88 136V135H87ZM126 136V135H125ZM89 137V136H88ZM93 137V136H92ZM118 137V136H117ZM193 137H192V139H193ZM263 137H264V135H263ZM66 138V137H65ZM85 138H86V136H85ZM90 138H91V136H90ZM90 138H88L89 140H90ZM95 138V137H94ZM112 138H113V140H112ZM118 138H121V136L120 137H118ZM123 138H125V137H123ZM127 138H129L128 136H127ZM190 138L188 139V140H190ZM258 138V139H259ZM58 139V138H57ZM99 139V138H98ZM101 139V138H100ZM115 139H116V137H115ZM122 139V138H121ZM257 139V140H258ZM264 139V138H263ZM65 139H63V141H64ZM120 140V139H119ZM118 140V141H119ZM123 140V139H122ZM125 140V139H124ZM156 140H158L159 142V144H155L157 141ZM187 140V139H186ZM249 140V141H250ZM257 140H255V141H257ZM84 141V140H83ZM92 141L93 140H91L90 141V143L92 144ZM97 141V140H96ZM96 141L94 140L93 142H95V146H96ZM101 141V140H100ZM116 141V140H115ZM156 141V142H155ZM260 141V140H259ZM258 141V142H259ZM263 141V140H262ZM87 142V141H86ZM120 143H121V141H119ZM155 142V143H154ZM251 142H248V143H251ZM257 142V143H258ZM261 142V141H260ZM57 143V142H56ZM60 143V142H59ZM61 143H63L62 141H61ZM60 143V144H61ZM102 143V142H101ZM115 143V142H114ZM113 143V144H114ZM123 143V142H122ZM186 143H187V141H186ZM192 143V142H191ZM191 143H190V145H191ZM240 143H242V145H245L246 147H248V148H246V150L247 149H251V151H245V149L243 150V149H240L239 148V144ZM251 143V144H252ZM262 143H264V142H262ZM262 143H259L258 144V146H261L262 145ZM83 144V143H82ZM109 144H111V143H109ZM108 143H107V145H109ZM112 144V145H113ZM188 144V143H187ZM58 145V144H57ZM84 145L85 146H87L88 145V143H87V145L84 143ZM97 145H98V142H97ZM121 145V144H120ZM120 145H118V147L120 146ZM189 145V144H188ZM187 145V146H188ZM192 145V146H193ZM254 145V143L252 144V146ZM255 145H257V144H255ZM82 146V145H81ZM80 146V147H81ZM89 146V145H88ZM87 146V147H88ZM95 146H94V148L93 149H95ZM115 147H116V144L114 145ZM192 146H189L190 148L192 147ZM244 146V147H245ZM264 146V145H263ZM90 147H91V145H90ZM100 147V146H99ZM112 147V149H113V146H111ZM110 147V148H111ZM152 148L153 149V151H150V155H147L148 153V151H146V156H148V157H146L145 158V156H144V154H143V156H144V160L142 161L143 163L141 164V162H139V161H141V160H139V158H138V156H137V154H136V152L138 151H141L142 150V152H143V150H144V152L143 153H145V150L147 149V148ZM82 148V147H81ZM89 148V147H88ZM102 148H104V147H102V145H101V149ZM239 148V149H238ZM255 148H256V146H255ZM264 148V147H263ZM262 148V149H263ZM57 149V148H56ZM65 149V148H64ZM97 149V148H96ZM105 149V148H104ZM108 149V148H107ZM196 149L198 150V152H199V156L197 157V155H195L196 154ZM256 149H258V148H256ZM259 149H261L260 147H259ZM61 150V149H60ZM82 150H85L84 148L82 149ZM90 150V148L87 150V152ZM109 150V149H108ZM58 151V150H57ZM62 151V150H61ZM105 151V150H104ZM113 151V150H112ZM221 151L223 152V156L225 157V159L224 160H220L219 158H218V155L221 153ZM26 152H27V154H26ZM84 152V155H85V151H83ZM111 152V151H110ZM108 153V154H111V153ZM194 154H193V153ZM81 153V152H80ZM89 153V152H88ZM98 153V152H97ZM113 153V152H112ZM77 154V153H76ZM82 154V153H81ZM114 154V153H113ZM138 154H140V152L138 153ZM126 154H123V157L125 156ZM22 156H28V158L30 157V161H31V164L33 163V165L36 167L37 165L39 166H41L42 167V172L39 174V175H41L40 176V178H32V180L30 179V178H27V177H31V175H29V176H27L28 174H25L26 176H24L23 174V171H24V168L26 169V165H28V162L27 161H24V162H26V164L24 165V164H21V157ZM99 156V155H98ZM121 156V155H120ZM140 156V155H139ZM80 157V156H79ZM86 157V156H85ZM126 157V156H125ZM141 157V156H140ZM60 158V157H59ZM78 158V157H77ZM84 158V157H83ZM94 158H97V156L95 155V157H94V155L92 156V155H88L87 156V158L84 160L85 162H82L83 163V165L82 166H79L80 168L78 169V167H77V170L79 171V172H82V175L83 174H85L86 176L90 173V170L94 167V168H98L100 165L102 166V162L101 161H99V162H101V164H99L98 163V159L97 160H95ZM100 158H101V156H100ZM108 158V157H107ZM118 158V157H117ZM142 158V157H141ZM82 159V158H81ZM102 159V158H101ZM105 159V158H104ZM111 159V158H110ZM125 159V158H124ZM203 159H205V160H209L210 161V163H211V161H212V164H211V169L214 171H210L207 167H206V165L203 163ZM117 160V159H116ZM132 160H133V166H132ZM139 160V161H138ZM59 161V160H58ZM64 161V160H63ZM106 161V160H105ZM112 161V160H111ZM126 161L124 160V162L126 163ZM23 162V163H24ZM107 162V161H106ZM124 162H123V159L122 158H119V160H117L116 162H115V164L114 163H112V165H110L109 164V166H110V171H115V172H118L119 174H121V172H124L123 171V167H121V166H123V164H124ZM59 163V162H58ZM111 163V162H110ZM207 164L209 163V162H206ZM209 163V164H210ZM29 164H30V162H29ZM30 164V165H31ZM147 164V165H148ZM208 164V165H209ZM79 165V164H78ZM127 165V164H126ZM126 165L124 164V166L126 167ZM137 165V164H136ZM9 166H12V168H16V169H18V173L16 172L15 173V171L13 172V171H11L12 169L9 167ZM25 166V167H24ZM37 166V167H38ZM39 166V167H40ZM143 166V165H142ZM141 166V167H142ZM7 167V168H6ZM28 167H29V165H28ZM34 168L32 165L30 166V168ZM40 167V168H41ZM65 167V166H64ZM147 167V166H146ZM209 167H210V165H209ZM142 168H144V166L142 167ZM141 168V169H142ZM9 169V170H8ZM11 169V170H10ZM101 169V168H100ZM145 169V168H144ZM142 170L143 171V173H144V171L145 170ZM259 169H263V170H261V173L259 174V173H257L256 172V170H259ZM14 170V169H13ZM29 170V168L27 169V170H25V171H27V172H29L28 171ZM103 170V169H102ZM105 170H106V168H105ZM30 171H31V169H30ZM37 171V170H36ZM78 171L76 172V170H75V172H76V174H78ZM147 171H149V170H147ZM39 172V171H38ZM104 172V171H103ZM114 172V173H115ZM153 172H152V174H153ZM258 172H260V170L258 171ZM23 173V174H22ZM31 173H33L32 171H31ZM94 173L95 174H97L98 172H95L94 171ZM114 173H111V174H113L114 175ZM141 173V172H140ZM146 173H148V172H146ZM150 173H151V171H150ZM231 173V174H230ZM34 174V173H33ZM73 174V173H72ZM91 174H92V172H91ZM103 174V173H102ZM126 174V173H125ZM80 175V174H79ZM94 175V174H93ZM104 175V174H103ZM117 175V174H116ZM128 176H126L127 178V181L129 182V183H131V184H129V186L130 187H132V188H130L128 191H130L132 194H133V192H134V190L137 188V184H139L138 183V181H137V183L136 182H133L134 180H133V177H131V178H128V177H130L129 176V174H127ZM140 175V174H139ZM144 175V174H143ZM253 175H255L256 177L258 176V178H253ZM73 176V175H72ZM74 176H75V173H74ZM84 176V175H83ZM101 176V175H100ZM118 176V175H117ZM117 176H116V178H115V180H117L118 178H117ZM120 176V175H119ZM118 176V177H119ZM122 176V175H121ZM146 176H149L148 174L146 175L145 174V177ZM33 177V176H32ZM79 178L81 177V176H78ZM77 177V178H78ZM95 177V176H94ZM113 177V176H112ZM115 177V176H114ZM139 177V176H138ZM84 178V177H83ZM120 178V177H119ZM125 178V177H124ZM149 178V177H148ZM253 178V179H252ZM34 179V180H33ZM82 179V178H81ZM121 179V178H120ZM122 179H123V176H122ZM130 179V180H129ZM135 179H137L136 177H135ZM256 179V180H255ZM78 180V179H77ZM83 180V179H82ZM99 180V179H98ZM97 180V181H98ZM119 180V179H118ZM144 180V179H143ZM149 180H151V178L149 179ZM248 180L250 181L251 180V182H248ZM5 181H9L8 183L10 184V186L13 188L12 190H14V192H11L10 191V187H8L7 185H8V183L6 182V186L8 187V189H7V187L5 186ZM74 181H75V179H74ZM79 181V180H78ZM78 181L77 182H75V183H78ZM123 181V180H122ZM142 181V180H141ZM246 181L248 182V184H253V186H255V187H253V189H255V190H251V187H248V188H245V190L242 192V191H233L232 192V190H229V188L230 189H235L236 188V186L238 185V184H240V183H246ZM109 182H111V181H109ZM145 182V181H144ZM148 182V181H147ZM240 182V183H239ZM94 183V182H93ZM112 183H114L113 182V180H112ZM111 183V184H112ZM125 183V187H126V183L127 182H124ZM135 183V184H134ZM153 183V182H152ZM157 183V182H156ZM95 184V183H94ZM98 184V183H97ZM105 184V183H104ZM114 184H116L117 185V182L115 181V183ZM113 184V185H114ZM127 184V185H128ZM150 184H151V182H150ZM96 185V184H95ZM115 185V186H116ZM120 185H122V183L120 184ZM149 185V184H148ZM158 185H159V183H158ZM243 185V184H242ZM78 186V185H77ZM80 186V185H79ZM83 186V185H82ZM114 186V187H115ZM124 186H123V188H124ZM128 186V187H129ZM161 186V187H162ZM84 187V186H83ZM83 187H81V188H83ZM92 187V186H91ZM95 187V186H94ZM93 187V188H94ZM106 187V186H105ZM114 187H112V186H110V189H111V194H112V196H114V199L113 198H111V200H112V202H113V200H115L116 199V195H115V188ZM117 187H119V189H120V186H117ZM150 186H148V188H149ZM156 185L154 186V189H155V191H156ZM160 187V186H159ZM78 188H80V187H78ZM97 188H99V187H97V185H96V187H95V189L97 190ZM102 188V187H101ZM107 188V187H106ZM145 188H147V187H145ZM145 188H143V189H145ZM243 188V187H242ZM89 189V188H88ZM87 189V190H88ZM118 189V191L116 192L117 194H119L121 191H122V189H120L119 190ZM159 189H161V188H159ZM159 189H158V196L159 195H163L162 194V189H161V193L159 192ZM16 190V191H15ZM79 190V189H78ZM81 190V189H80ZM95 190V191H96ZM99 190H101V189H99ZM125 190V189H124ZM147 190V189H146ZM150 190V189H149ZM153 190V189H152ZM151 190V191H152ZM249 190H251V191H249ZM106 191V190H105ZM127 190H125L124 192L125 193H127L126 192ZM155 191H153L154 193H155ZM84 192H86V191H84ZM89 192V191H88ZM119 192V193H118ZM232 192V193H231ZM20 193H22L21 195L23 196V195H25L24 193H26V194H28V198L26 199L25 198V200H29L28 201V203L27 204H29V206H27V205H25V204H23V201H21V200H24V199H21L20 197H21V195H19ZM80 193H81V191H80ZM90 193V192H89ZM94 193V192H93ZM97 193V191L95 192V195H96V197H97V201H98V198L101 200L102 199V197H104V196H101V195H103V193L104 194H106L105 192H100L99 191V195L98 194H96ZM100 193H102V194H100ZM82 195H83V193H81ZM123 194V193H122ZM137 194V193H136ZM153 194V193H152ZM156 194V193H155ZM194 196H193V195ZM81 195V196H82ZM86 195L87 194H85V197H86ZM107 195V194H106ZM125 195V194H124ZM124 195H122L123 197H124ZM130 195V194H129ZM145 195V194H144ZM190 195H192L193 196V198H191L190 197ZM30 196H32V197H30ZM135 196V195H134ZM95 197V196H94ZM108 197V196H107ZM111 197V196H110ZM118 197H120V195H118ZM122 197V198H123ZM125 197H127V196H125ZM130 197V196H129ZM31 198V199H30ZM105 198V197H104ZM138 199H140L139 198V196L137 197ZM143 198V197H142ZM154 198V197H153ZM85 199V198H84ZM95 199V198H94ZM110 199V198H109ZM108 199V200H109ZM124 199V198H123ZM126 199V198H125ZM128 199V198H127ZM130 199L131 198H129V201H128V204L130 203ZM134 199V198H133ZM259 199V198H258ZM117 200V199H116ZM119 200H121L120 198H119ZM144 200V198L143 199H140V201H143ZM152 200V199H151ZM163 200V199H162ZM84 201V200H83ZM91 201H93V198H91ZM118 201V200H117ZM123 200H121V202H122ZM131 201H132V199H131ZM137 201V200H136ZM145 201H147V200H144V202ZM149 201V200H148ZM157 201V200H156ZM261 200H259L258 202H260ZM4 202V203H3ZM90 202V201H89ZM100 202V201H99ZM104 202H105V200H104ZM103 202V203H104ZM119 202V201H118ZM126 201H124V203H125ZM153 202H154V200H153ZM26 203V202H25ZM91 203V202H90ZM123 203V204H124ZM141 203V202H140ZM155 203V202H154ZM162 203H163V201H162ZM263 202H261V204H262ZM96 204H98V203H96ZM108 204L110 205V200H109V202H108ZM112 204V203H111ZM121 203H119L118 205H120ZM128 204H126V205H128ZM139 204V203H138ZM137 204V205H138ZM142 204H144L143 202H142ZM142 204H141V206H142ZM148 204V203H147ZM150 204V203H149ZM259 204V203H258ZM260 204V205H261ZM264 204V203H263ZM98 205H100V204H98ZM105 205V204H104ZM118 205H117V207H118ZM122 205V204H121ZM134 205V204H133ZM137 205H135V207H137ZM145 205V204H144ZM97 206V205H96ZM101 206V205H100ZM107 206V205H106ZM123 206V205H122ZM131 206V205H130ZM129 205L127 206V207H130ZM149 206V205H148ZM147 205H146V207H148ZM241 206V205H240ZM239 206V207H240ZM256 206H258V205H256V203H255V207ZM93 207V208H92ZM103 207H105V206H103ZM116 207V208H117ZM125 207V206H124ZM131 207H133V206H131ZM140 207V206H139ZM138 207V208H139ZM143 207V206H142ZM150 207V206H149ZM242 207V206H241ZM241 207H240V209H241ZM250 207V206H249ZM254 207V208H255ZM262 207H263V205H262ZM107 208V207H106ZM115 208V207H114ZM115 208V209H116ZM122 208V207H121ZM121 208H119V209H121ZM151 208V207H150ZM234 208H235V210H234ZM252 208V207H251ZM108 209H109V207H108ZM118 209V212L120 211ZM124 209H127V208H124ZM129 209V208H128ZM134 209V208H133ZM135 209H137V208H135ZM143 209V208H142ZM172 209H173V212H170V211H172ZM243 209V208H242ZM245 209V208H244ZM257 209H258V207H257ZM259 209H262V208H259ZM89 210H90V212H89ZM99 211L101 210V208L100 209H98ZM104 210H105V208H104ZM114 210V209H113ZM123 210V209H122ZM130 210V209H129ZM131 210H132V208H131ZM130 210V211H131ZM139 212H141L142 213V211H140V208L139 209H137ZM151 210H153V209H151ZM254 210V209H253ZM98 211V212H99ZM103 210H101V212H102ZM112 211V210H111ZM116 211V210H115ZM130 211H128V210H126V212H130ZM145 210H143V212H144ZM243 211H245V210H243ZM255 211V210H254ZM260 211V210H259ZM97 212V211H96ZM118 212H116L117 214H118ZM121 212H123V211H121ZM126 212H123V213H126ZM147 211H145V213H146ZM241 212V211H240ZM105 213H107V210H106V212H104V215H102V216H105ZM115 213V214H116ZM120 213V212H119ZM122 213V214H123ZM134 213L135 212H133V215H134ZM136 213H138V212H136ZM144 213V214H145ZM241 213H243V212H241ZM258 214L260 213V212H257ZM90 214V215H89ZM108 214V213H107ZM106 214V215H107ZM127 214V213H126ZM139 214V213H138ZM138 214H137V216H138ZM161 216H160V215ZM245 214V213H244ZM243 214V215H244ZM246 214H247V211H246ZM253 214H254V212H253ZM252 214V215H253ZM130 213H129V215H126V217L127 216H129V218H130ZM140 215V214H139ZM142 215H143V213H142ZM192 215L193 216H196L197 217V219H195V217L193 218L192 217ZM249 215V214H248ZM60 216V218H58ZM96 216V215H95ZM98 216H99V214H98ZM107 216H109L108 218L109 219H111L110 218V215H107ZM107 216L105 217V218H107ZM119 216V215H118ZM124 216V215H123ZM247 216V215H246ZM94 217V216H93ZM97 217V216H96ZM122 217V216H121ZM135 218H137L136 217V215L134 216ZM139 217V216H138ZM229 217V216H228ZM95 218V217H94ZM208 218H212L214 221V224L212 223V220L211 219H209V221H207V219ZM226 218V217H225ZM225 218H223V219H225ZM239 218V219H238ZM108 219V220H109ZM115 219V218H114ZM119 219V218H118ZM117 219V220H118ZM132 219V218H131ZM163 219V220H164ZM165 219V220H166ZM241 219H243V218H241ZM107 220V219H106ZM142 219H140V221H141ZM211 220V221H210ZM250 220V219H249ZM104 221V220H103ZM112 222L114 221V220H111ZM138 221V220H137ZM143 221V223L145 224V221H144V219L142 220ZM141 221V222H142ZM170 221V220H169ZM172 221V220H171ZM223 221V220H222ZM226 222H228L227 221V218H226V220H225ZM224 221V222H225ZM109 222V221H108ZM107 222V223H108ZM119 222V221H118ZM163 221H161V223H162ZM256 222V221H255ZM61 223L63 224V223H65L64 224V226H62L61 225ZM103 223V222H102ZM106 223V222H105ZM106 223V224H107ZM195 223H198L197 225L195 224ZM212 223V224H211ZM229 223V222H228ZM95 224V223H94ZM97 224V223H96ZM113 224H114V222H113ZM116 224V223H115ZM137 225L138 224H140V223H136ZM144 224H142V225H144ZM146 224V225H147ZM173 224V223H172ZM195 224V225H194ZM208 224H211L212 226L211 227H209L208 226ZM225 224V223H224ZM141 225V226H142ZM151 225V226H152ZM109 226H110V229L108 228L107 230H106V233H105V236L106 237H109L110 235H108V232H110V231H114V230H116V232H118L117 230L118 229H114L113 227H111V225H110V223H109ZM141 226H137L139 229L140 228H142ZM150 226V227H151ZM98 227V226H97ZM136 227V228H137ZM143 227H145L146 228V226L144 225ZM153 227V226H152ZM159 227H160V225H159ZM162 227H163V225H162ZM49 228H51V231L53 230V231H55L56 232V234L58 235V237H56V235H55V232L53 233V231H52V233L50 234L51 235V239H48L50 236H48V240H49V242H50V240H51V243L48 245V246H46V248H45V252L41 249V248H43V245H41V247H40V251H38L37 252V250H36V248H35V251H36V253H34V254H29V255H31V260H27L28 259V257H29V259H30V256H26L27 254H28V251H29V248L31 247L30 245H31V243H33V242H36V241H34V240H36L38 237H40V236H43L45 233H47V232H49L48 231V229ZM116 228V227H115ZM145 228H142V229H145ZM156 228V227H155ZM227 228L229 229V227H228V225H227ZM233 228V227H232ZM141 229V230H142ZM152 229H154V228H152ZM157 229V228H156ZM160 229H161V227H160ZM160 229H157L158 231H161ZM170 229H169V231H170ZM223 229H225V228H223ZM138 230V229H137ZM147 230V229H146ZM146 230H143V231H146ZM148 230H150V229H148ZM258 230V229H257ZM263 230H264V228H263ZM47 231V232H46ZM68 231H70V232H74V231H76L77 232V234H76V237H74L75 235H71L70 236V234L68 233ZM156 231V230H155ZM158 231H157V233L156 234H158ZM174 231V232H175ZM262 231V230H261ZM149 231H147V233H148ZM152 232V231H151ZM218 232H220L221 233V231H219L218 230ZM223 232V231H222ZM225 232V231H224ZM227 232V231H226ZM252 232V231H251ZM256 232V231H255ZM111 233V232H110ZM141 232L139 231V234H140ZM143 234H144V232H142ZM153 234H151V233H149L150 235H153V237H155L154 236V232H152ZM71 234H73V233H71ZM112 234H114V233H112ZM117 234V233H116ZM116 234L115 235H113L112 237H114V236H116ZM119 234H121V235H119ZM142 234V235H143ZM169 234H171V235H169ZM216 234V233H215ZM258 234V233H257ZM55 235V236H54ZM144 235H146V234H144ZM148 235V234H147ZM145 236V237H148V236ZM179 235V236H178ZM214 235V234H213ZM217 235V234H216ZM220 235V234H219ZM222 235V234H221ZM221 235H220V237H221ZM226 235H222V237H225ZM72 236L74 237V238H76V239H74V238H72ZM139 236V235H138ZM137 236V237H138ZM257 236V235H256ZM261 236V235H260ZM33 237V239H30V238H32ZM46 237V236H45ZM140 237V236H139ZM151 237V236H150ZM150 237H148V238H150ZM156 237V238H157ZM220 237H218L219 238V240L221 239ZM255 237V236H254ZM254 237H251V241H252V238H254ZM258 237V236H257ZM118 239H120V237H117ZM116 238V239H117ZM141 238H142V236H141ZM156 238H153V239H156ZM40 239V238H39ZM42 239V238H41ZM43 239H46V238H43ZM74 239V240H73ZM86 239H85V241H86ZM115 239V240H116ZM122 239V238H121ZM137 239V238H136ZM143 239H145L144 238V236H143ZM151 239V238H150ZM152 239V240H153ZM213 239V238H212ZM223 239V238H222ZM235 239L237 240V241H235ZM260 239H262V238H260ZM260 239H259V241L258 242H261L260 241ZM79 240H81V239H79ZM138 240H140V239H138ZM258 240V239H257ZM256 240V241H257ZM263 240V239H262ZM37 241H38V239H37ZM228 241H230V240H228ZM227 241V242H228ZM244 241V242H245ZM250 241V242H251ZM44 243L45 242V240L43 241V240H41L40 241V243ZM47 242V241H46ZM45 242V243H46ZM83 242H84V240H83ZM116 242H117V240H116ZM227 242H225V243H227ZM231 242H233V241H231ZM233 242V243H234ZM243 242V243H244ZM255 241L253 240V242H252V244L254 243ZM257 242V243H258ZM132 243V244H131ZM233 243H232V245H233ZM256 243V242H255ZM254 243V244H255ZM34 244V243H33ZM37 244H39V243H37ZM36 244V245H37ZM227 244H230V242L229 243H227ZM227 244H225L226 246H227ZM240 244V243H239ZM251 244V243H250ZM251 244V245H252ZM253 244V247H256V245H254ZM259 244L260 243H258L257 245L259 246ZM63 245H65V246H63ZM105 245V244H104ZM107 245V244H106ZM109 245V244H108ZM107 245V246H108ZM224 247H225V245H224V243L222 244ZM238 245V244H237ZM237 245L235 246V248H237ZM241 245H244V247L246 246L245 244H241ZM34 246V245H33ZM67 246V248L69 249V250H67L66 248L64 249V247H66ZM106 246V247H107ZM228 246H231V244L230 245H228ZM228 246H227V248L226 249H228ZM234 246V245H233ZM109 247V246H108ZM166 250V252H164V249ZM194 248V250H192V248ZM222 247V246H221ZM244 247H243V249H244ZM174 248H176V249H174ZM184 248V247H183ZM231 247H229V249H230ZM233 248V247H232ZM232 248H231V250H232ZM235 248H234V250H235ZM240 248V245L238 246V249ZM246 249H247V247H245ZM252 248V247H251ZM264 248V247H263ZM32 249V248H31ZM33 249H34V247H33ZM32 249V251H34ZM102 248H100L99 247V251L98 250H94L95 251V253H96V251L101 255V257H102V254L100 253L102 250H101ZM225 249V250H226ZM237 249V250H238ZM241 249L242 248H240L239 249V251H241ZM248 249H250V247L248 248ZM253 249H255V248H253ZM258 249V248H257ZM38 250H39V247H38ZM103 250H105L104 248H103ZM180 250H181V248H180ZM261 250H262V248H261ZM34 251V252H35ZM91 251V252H90ZM94 251H93V253H94ZM176 251H178V250H176ZM183 251H184V249H183ZM223 251H224V249H223ZM230 251V250H229ZM246 251H248V250H245V251H241V252H246ZM252 251L253 250H251V251H248V252H246V253H249V252H251L252 253ZM256 251V250H255ZM104 252V251H103ZM106 252H109V251H106ZM163 252V253H162ZM169 250H168V253L167 254H165V255H169ZM224 252H227L228 253V256H230V254H229V252L226 250V251H224ZM233 252V251H232ZM231 252V253H232ZM237 251H235V252H233V253H236ZM257 253H258V250L256 251ZM263 252V250L261 251V253ZM32 253V252H31ZM92 253V254H93ZM105 253V252H104ZM171 253V252H170ZM238 253V252H237ZM256 253V254H257ZM178 254V255H179ZM238 254H240V252L238 253ZM237 254V255H238ZM262 254H264V253H262ZM100 255H99V257H100ZM164 255V254H163ZM225 255V254H224ZM237 255H235L234 254V256H237ZM241 255V254H240ZM247 255V254H246ZM258 255H260L259 253H258ZM97 256V255H96ZM226 256H227V254H226ZM231 256H233L232 254H231ZM242 256V255H241ZM245 256V255H244ZM254 256V255H253ZM252 255H251V258L252 259H249L250 257L249 256H245V259L243 260L242 259V261H243V263L242 264H264V255L262 256V259L261 260H258V259H260V258H258V259H255L254 257L256 256H254L253 257ZM260 256V257H261ZM33 257H35V258H33ZM89 257H91V256H89ZM93 257H95V255L93 256ZM149 257V259H154V257H151L150 258ZM167 257V256H166ZM165 257V259H163V261L165 260H167L168 258H170V257H168V258H166ZM175 257V258H174ZM178 257V256H177ZM178 257V258H179ZM239 257V256H238ZM237 257V258H238ZM246 257H248V259L246 258ZM257 257V256H256ZM163 258V257H162ZM161 258V259H162ZM227 258H230V257H227ZM241 258L242 257H240V260H239V258L238 259H236V260H238V261H240L241 262ZM254 258V259H253ZM98 259V260H97ZM151 259V260H152ZM160 259V260H161ZM171 259V258H170ZM170 259H168L169 261H170ZM231 259V261H232V258H230ZM159 260V261H160ZM147 261V260H146ZM149 261V262H148ZM147 262L150 264V260H148ZM169 261H166L165 263H167L168 264V262ZM172 261V260H171ZM171 261L169 262L170 264H172L171 263ZM154 261H152V263H153ZM146 263V262H145ZM155 263H156V261H155ZM163 263V262H162ZM158 264V263H157ZM231 264V263H230Z\"/></svg>",
	"mask_w": 264,
	"mask_h": 264
}]
</instances>
